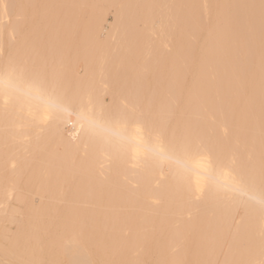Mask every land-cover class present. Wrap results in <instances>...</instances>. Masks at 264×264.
<instances>
[{
    "label": "bare ground",
    "instance_id": "bare-ground-1",
    "mask_svg": "<svg viewBox=\"0 0 264 264\" xmlns=\"http://www.w3.org/2000/svg\"><path fill=\"white\" fill-rule=\"evenodd\" d=\"M19 1H21V0H19ZM47 1L48 0H46V3H47ZM69 1H73L74 2L75 0H69ZM69 1H67V0H50L46 4L45 3V0L44 1L43 0H25V2H26V3L24 2L25 5L20 2L21 5H24L25 6V7L22 6V8L24 7V9H21L22 11H24L20 15V16H22L20 18L22 20H21V22H18L16 20H14V22L12 24L16 23V25H17L18 23L19 24L22 23V25L20 27H23V24H24V26H27V29H28V26L30 28V25L32 24V21H33L32 26L34 25V27H31V28H35V30L38 31L36 28H38L39 30H42V28H46V27L48 28L50 26L49 23L52 22L53 25H54V23H56V22H53V21H48V20H51L52 19V16H53L52 14H54L56 16V20L55 19L54 20L57 21L59 19L57 21V24L58 25L59 24L61 25L63 23L61 26L59 25V28H61L65 23H66L64 25L65 27H68L71 24V26L73 28H76L75 26L72 25V23H75L76 26L78 25V27L79 26H82L84 28H87L88 26H90L89 25V23H90V24H92V27H93V25H95V23L93 24L91 22V20L88 22L89 19H86V18L92 17L94 15V13L91 11V13H93V15L92 16H88V15H91V14H89L90 13V9H91L90 7H93L95 9V12H96L95 15L98 13V11H96L97 4L94 7V4H95V3H93L94 0H77V1H75V3H73V5H71L72 2L70 3ZM95 1L97 3V0H95ZM99 1L100 2L102 1L101 3H103V0H98V2ZM110 1L105 0L104 2L105 3L106 2H110V3H108L109 5L110 4H114V7H112L111 5H110L111 7L110 6H106V10L110 7L108 10L110 11V9H111V11L113 12L112 13L113 15L111 14V16H115V20L117 19L116 22H115L114 18H112V21L114 20L113 22L115 23V26L117 25L116 29H115V27H111L112 26V23H111L112 21L108 22L105 18H103L104 16L102 18H99L100 17L99 16V17H96V19H94L93 18V17H95V15H94L92 17L93 18V22L95 20L96 23L99 24V25L97 24V26L98 27L100 26V28L96 27V31H95V29H92V30L95 31V32H97V31L100 30L101 33H103L104 31H107L108 30L109 33L107 32V36L109 37L111 35L110 32H115L112 28H114L115 30H117V28H119L118 29L119 32L120 31L124 32L125 30L120 26V25L124 24V26H127L126 30L128 29L125 32H130V30L132 29L131 26L133 25L132 23L135 24L133 26H136L139 23L138 21H142V19H143L144 21H142V23H144L145 20H146V18H147L149 20V22H148V20H146V22L144 23V26H141L142 23L140 22L141 23L140 26H141V29H143V30H144V27H145V30L147 32L146 35L150 32L151 33L150 36H148L149 35L148 34L147 37H146L145 32L144 33H142V32L140 33V32L134 31V33H133V29H132V31H131L133 33L132 35L131 34H128V35H125L124 34L125 36L122 35V37H121V35H119L121 32L119 33L118 30H117L116 32L119 33L118 35L120 37L117 34H113V37L114 36H116V37L118 36L119 38L117 37L118 40H116V41H119V39H122V42H123V40L125 42L126 38L130 36L129 38H127V40H129V42H130V40L134 38L133 39L134 41L132 43L134 45H135L134 42L136 41L135 38L138 39V36L141 38V40L144 39V40H142L143 42H139L140 41L139 40L138 43L139 44H142L141 47L143 45H145L144 46L145 48L142 47L143 48L142 57L144 58L145 55L148 54L147 56L150 57L149 59H147V61L149 62V64L151 63V61H152V63H155L156 62L155 60H158V61H159V59L161 60L162 57H165V56L160 57L161 56V53L162 52H165L166 59L163 58V60L161 61L162 63H160V61H159V64L160 65L158 64L159 65L158 68H157V66L156 67H153L155 73L152 72L153 69L150 70L151 74L152 75L154 74V76L157 75V73L159 74V75H157V77L155 76L156 78L150 74L157 81H159V80L163 81L166 78V76H167L168 78H166V79H168L167 80V82H168L167 85L168 86L166 85V87H171L172 88V89L171 88H168V90H170V92H169V94L167 96L160 94L161 98L163 96H165L163 98H166L167 97L166 98L167 100H165L163 98H162L163 100H161V98H159L160 96L157 97V95H159V93L164 92V91H162L164 89H162L161 92H158L160 90L157 91L155 89V87H153V85H152V88H154L155 91H156V93L152 94V96H154V95L156 96V97H153L154 100L156 99L155 100L156 102L159 100L157 102L158 104H160V107L158 106L159 109H162L161 106H164V108L162 110H163V117H164L165 121L169 124L170 128L172 130H174L178 135H180V134H186V133L187 134H191V135L199 138L203 142H205L209 147H214V148H227V149H231L232 151H234L236 153V155H237V158L242 163V165H244L245 168H247V169H249L251 171L252 176L254 178V181H255V183L257 185V188H258L259 187V184H260V180H261V168H262V166H264V0H110ZM113 1H114V3H113ZM15 2L16 1H14V4H15ZM22 2H23V0H22ZM40 4H42V5L40 6ZM143 6H145V7H143ZM80 8H82V9H80ZM104 8H105V6H102L101 7V11H103ZM97 9L100 10V8H97ZM139 9H141V10L144 9L146 11V13H145L144 10H142V14H141V10L139 11ZM46 10H48V12L50 14L48 12H46ZM79 10L80 11L82 10V13H84V11L87 12L86 13L87 17H86V15H84L86 17L85 18L83 16V14ZM135 10H138V12L135 11ZM41 11H45L47 13V15H50L51 16L50 19L47 18L49 16L43 17L46 20V21L45 20L44 21L45 22H48V23H46L47 26H45V23L43 22L42 19H41L42 20L41 21L37 17H33V16H36V13H38L37 15H40L39 12H41ZM50 11L52 12V14H51ZM127 11L128 12L129 11L132 12V14L130 12L129 13H126ZM133 11H135V12H133ZM147 11L149 13H151V14H148L149 16L147 15ZM157 11H158V13H157ZM171 11H172V14H173L171 16V18L173 20H171L170 17L168 16ZM13 12H15V11H13ZM45 12H44V15L46 14ZM71 12H75V13L77 12L78 15L81 13V16L82 17L79 15L81 19L78 17V15L76 17L74 15H72L73 18H71L72 16L71 17L69 16V18L72 19V20L70 19L71 21L69 23V21H68L69 18L67 19V17H68V15ZM122 13H126L125 14V18L126 19L123 16H121V15H123ZM153 13L160 14L158 16L159 18H156L157 16H155V14H153ZM164 13H169V14H166V16H167L166 17L164 15ZM100 14H103V12H101ZM105 14H106V12L103 15H105ZM117 14H119V15H117ZM145 14H146V16H143ZM127 15H129V16L127 17ZM131 15H133L134 17L132 16L133 17L132 18ZM137 15L139 17H141V16L142 17L139 19V17ZM153 15L155 16V19H159L157 22L155 21V19L153 21H151L154 18ZM163 15H164V18L166 17V19L163 18ZM41 16H43V14H41ZM55 16H53V17L55 18ZM58 16H62L63 18L61 17L62 18L61 19ZM65 16H66V18H65ZM160 16H161V20L162 21L164 20L163 21V24H160V23H162V21L160 20ZM168 17H169L170 20L168 19ZM13 18H14V16H13ZM33 18L34 19L36 18V19L33 20ZM77 18H79L80 20H82L83 18H85L87 20V22H85L86 24L83 25L82 22L79 23V19H77ZM97 18H99V19H97ZM120 18H121V20L124 19V22L123 21L120 22L121 21V20H119ZM64 19H67L68 22L64 21ZM74 19H76V20H74ZM37 20L38 21L40 20V21L38 22ZM118 20H119V23H121V24H118ZM125 20H126L127 24H126ZM131 20H132V23H129V21L131 22ZM135 20L137 22H135ZM59 21H61V22L59 23ZM150 21H151V23H150ZM37 23H41V24L38 25ZM67 23L69 24L68 26H67ZM149 23L152 25V27H149L150 29L147 28V25ZM155 23H156V25H158V27H159V24H160V26L162 25L161 26V29H160L161 31H159V34L161 33L162 38H161V36L160 37L157 36V39H156V37L153 38L154 32L155 31H158L157 30L158 27L155 28L156 27V25H154ZM164 23H165L166 28L164 26ZM12 24H11V26H12ZM35 24H37V25H35ZM48 24H49V26H48ZM129 24H132V25L130 26ZM18 25H17V27H15L14 25L12 27L13 29H16V34L18 33L17 32V28L19 27ZM35 26H37V27H35ZM42 26H44V27H42ZM24 28H26V27H24ZM50 28H52V25H51ZM88 28H90V27H88ZM13 29H12V31H13ZM78 29L79 28H77V30ZM110 29L113 30V31H111ZM18 30H19V28H18ZM46 30L48 31V29H46ZM68 30H70V29H68ZM58 31H59V29H58ZM73 31H75V29ZM162 31L165 32L163 34V35L166 34L165 36L162 35V33H163ZM26 32H28V31L26 30ZM43 32H44V30L42 31V34H43ZM52 32L54 33L55 31L53 30ZM80 32L81 31L75 32L74 34L79 33L80 36H79V34H78V36L79 37H82L81 35H84L85 33L84 34H81L83 31L81 33ZM31 33H32V31H31ZM34 33H32V35ZM47 33L50 34V32H47ZM59 33H61V32H59ZM137 33H140V35L136 36L135 34H137ZM28 34H30V33L28 32ZM36 34H37V32H36ZM36 34H34V35H36ZM89 34L91 36H93V34H91V33H89ZM40 35H39V37H40ZM57 35H59V34H57ZM61 35H63V34H61ZM52 36L53 35H51V37ZM67 36H68V34H67ZM67 36H65V38ZM85 36H86V34H85ZM105 36H106V32H105ZM24 37L26 38V36H24ZM33 37H36V36H33ZM33 37L31 39H34ZM165 37H166V40H165L166 42L164 41ZM28 38L29 37L27 36V41L30 39V38L29 39ZM47 38H48V36H47ZM58 38H60V37H58ZM61 38H63V36H61ZM103 38H106V37L103 36ZM159 38H161V40H158ZM40 39H41V37H40ZM154 39H156V40H154ZM36 40H37V37H36ZM51 40L54 41L52 38H51ZM82 40H81V42H82ZM86 40L87 41H90L89 38H86ZM95 40H96V38L94 39V41ZM145 40L147 41L146 43H150V41L152 43H155L156 42L155 43V47L156 48L158 47L157 48L158 49L157 53L158 52L159 53L161 52L160 54H157V55H159V57L156 56V53H155L156 50L150 44L148 46H147V44H145ZM27 41L26 42L24 41L26 45H27ZM41 41H43V40H41ZM52 41H51V44H52V47H53V42ZM71 41H72V39H71ZM94 41H93V43H94ZM102 41H103L102 44H104L105 41H107V39L105 41L104 40H102ZM120 41L118 42V44L120 43ZM63 42H62V44H63ZM83 42L85 43V41H83ZM163 42L165 43V45L163 44ZM17 43L18 42H16V44ZM56 43H58V41ZM93 43H91V44L97 47V45H95ZM136 43H137V41H136ZM22 44H23V42H22ZM28 44H30V43H28ZM35 44H36V46H35ZM35 44H34V46L38 49L39 46L37 47V45L39 44V41H38V44L37 43H35ZM49 44L50 43H48V45ZM108 44L109 45H112L111 42L108 43ZM137 44H136V46H137ZM42 45L44 46V44H42ZM60 45L61 44H59L58 46H60ZM63 45H65V43ZM85 45H87V42L85 43ZM85 45H84V48H85ZM129 45L130 44L127 45L128 48H129ZM16 46L17 45H15L14 47H16ZM32 46H30L28 49L32 48ZM55 46H56V44H55ZM58 46H56V47H58ZM113 46L115 47L116 45L114 44ZM121 46H122V44H121ZM150 46H151V48H153L154 53L152 52L153 50L150 48V51L151 52H150V55H149V53H148L149 49L148 48ZM160 46H162L163 48L160 47ZM14 47H13V49H14ZM19 47H20V45L17 48V51L18 52H20L23 49V48H20L19 49ZM96 47H94V48L96 49ZM110 47L111 46H109L108 49H112ZM24 48H26V47H24ZM69 48L71 49V47H69ZM97 48H99V47H97ZM37 49L35 51H37ZM40 49H38V52H39ZM44 49H45V47H44ZM46 49H48V48H46ZM68 49L67 50L65 49V50L68 51ZM72 49H73V47H72ZM134 49H137V48H134ZM145 49H147L148 51H145L144 52ZM161 49H162V51H161ZM57 50H58V48H57ZM126 50H129V49H126ZM132 50H133V48H132ZM24 51H25V49H24ZM40 51L42 53V50H40ZM49 51H51V49H49ZM73 51H74V49H73ZM85 51H83V53ZM99 51H101L100 52V57L102 55V58H103V56L106 55V54L103 55V53L105 51H103L100 48H99ZM99 51H97V53L96 52L95 53L96 54H99L98 53ZM116 51H117V49L115 51H113L114 52L113 55L116 54ZM118 51H120V49ZM7 52H8V50H7ZM15 52H16V49H15ZM31 52H32V50H31ZM43 52H44V50H43ZM53 52H54V49H53ZM59 52H60V50H59ZM61 52H63V51H61ZM77 52H76V49H75V52L74 53H77ZM128 52H129L128 54H130V52H132V51H128ZM133 52H134V50H133ZM14 53H11V55L12 54L15 55ZM47 53L48 52H45V54H47ZM51 53L49 52V54H51ZM72 53L73 52H71V54H70L71 56H72ZM87 53H86V56H87ZM110 53H112V50L110 51ZM119 53H121V52H119ZM138 53L139 54H137V52H136V54H137L136 56H139L140 55V52H138ZM7 54H6V56H7ZM23 54H25V52ZM32 54H34V51L32 52ZM45 54H43V55H45ZM49 54H47V55H49ZM54 54L56 55V52H54ZM54 54H53V56H54ZM96 54H95V56H96ZM126 54H127V52H126ZM17 55H18V53L15 56H17ZM28 55H30V53ZM36 55H38V54H36ZM61 55H63V54H61ZM65 55H67V53ZM117 55H119V54H116L115 57ZM122 55L123 54L121 53V55H119L118 58L120 56H122ZM22 56L24 57V55H22ZM51 56H52V54H51ZM80 56H81V54H80ZM80 56H79V58H80ZM95 56L94 55L92 56L93 57L92 60H95V58H94ZM126 56H124V58H128V59L130 58L129 55H128V57H126ZM147 56L145 58H147ZM152 56H153V58L151 59ZM38 57L40 58V57H42V55L40 56V54H39ZM38 57H37V59H38ZM97 57H99V56L97 55ZM154 57L156 58L155 60H154ZM26 58H27V56H26ZM58 58H62V57L58 56L55 59L58 60ZM74 58H75V56H74ZM79 58L77 57L76 59L78 60ZM24 59H25V57H24ZM31 59H32V56H31ZM44 59L46 60V57ZM50 59H51V57H50ZM63 59H64V55H63ZM128 59H126V60H128ZM135 59L137 60L136 57H135ZM26 60H28V59H26ZM65 60H67V59L65 58ZM96 60H98L99 64H100V61L102 62V60H100L99 58H97ZM96 60H95V62H96ZM103 60H104L103 62H105V60H106L105 57H104ZM126 60H125V62H121L123 60H119V62L125 64V63H127ZM149 60H151V61H149ZM164 60H165L166 63H164ZM29 61H31V60H29ZM67 61L70 63V66H72L71 65L72 62L69 61V58H68ZM87 61L89 62L90 59L87 60ZM55 62L57 63L56 60H55ZM66 62H63V64L65 63V66L68 64V63L66 64ZM95 62H94V64H95ZM98 62L96 63V66H94V67H97L98 66L97 65ZM157 62L155 64H157ZM40 63H42V61ZM58 63H59V61H58ZM50 64L53 66V64L49 62V66H50ZM74 64H73V66L75 67L76 64L75 65ZM107 64L111 65L109 62H107ZM128 64H129V62H128ZM133 64H134V62H133ZM133 64L130 63V65H133ZM149 64H148V66L153 65V64H151V65H149ZM60 65L62 66V63ZM103 65L101 64L100 66H103ZM109 65H107L108 67L107 66L104 67V69L105 68L106 69L107 68L109 69L111 67L112 68L111 73H114V69H113L114 67L113 66H109ZM165 65H167V67ZM73 66H72V69H73ZM85 66H87V65H85ZM100 66H98V67H100ZM161 66L162 67L164 66L163 67L164 69H161L162 68ZM128 67H129V65H128ZM54 68H55V66H54ZM57 68L59 70L60 67L57 66ZM68 68H70V67L68 66ZM68 68H67V70H68ZM82 68H83L82 70H84V67H82ZM88 68H89V66H88ZM97 68L93 69L96 72L93 75L95 77L97 76L98 81L99 80L102 81L103 78L104 79H103L102 82L106 81L105 79H108V78H106L105 76H102V74L100 75V77L102 79L98 77L97 72H99V74H100L101 73L100 71H102V70H96ZM141 68H142V66H141ZM143 68H144V66H143ZM146 68H147V66L145 67V69ZM50 69L52 70L51 67H50ZM63 69H65V68H63ZM147 69H149V68H147ZM159 69L161 71H157ZM58 70H56V72ZM116 70H117V68H116ZM162 70H164V72ZM103 71H105V70H103ZM109 71H110V69H109ZM117 71H119V70H117ZM122 71L123 70L120 71L121 72L120 75L123 74ZM69 72H70V70H69ZM91 72H93V71L90 70L88 72V74L91 73ZM161 72H162V74H161ZM57 73H59V71ZM60 73H63V72H60ZM71 73L73 74L72 71H71ZM79 73H75V74H78L77 77L78 76H81V74L79 75ZM66 74L67 75L69 74L68 71H67ZM75 74H73V77L76 76ZM85 74H87V73H85ZM88 74H87V76H88L87 78L91 80L92 77H94V76L93 75L91 76V74H89V75ZM103 74H104V72H103ZM139 74L137 75V73H136L137 76H140ZM143 74L145 75L146 73L143 72ZM160 74H161V76H160ZM163 74H164V76L165 75L166 76L163 77L162 76ZM83 75H82V77H83ZM123 75H125V74H123ZM133 75H135V70L133 71ZM89 76H91V77H89ZM106 76H107V74H106ZM126 76L127 77L130 76V78H131V75H129V76L126 75ZM126 76H123V77H126ZM158 76H159V79H157ZM60 77H61V74H60ZM68 77L66 78L65 75H64V78L62 77L63 80L65 79V81H64L65 83H66V81H68L70 79V78L68 79ZM82 77H81V79H82ZM114 77H112L113 81H115L114 80ZM142 77H139V78H142V79L145 78L144 76H142ZM85 78H86V75L84 77V80H85ZM87 78H86V81L88 82ZM115 78L117 79V77H115ZM154 78H153V80H154ZM75 80H76V77H75ZM122 80H124V79L122 78ZM131 80H132V78H131ZM73 81L74 80H72V82ZM96 81L94 82L95 84H96ZM118 81L120 82V84L122 83L121 80H118ZM132 81H134V84H135L136 88L138 90H140V92H139V94L134 95L133 92L136 93V90L135 89H134L135 91L134 90L133 91L131 90L132 94L130 93V90L129 89L126 90V91H128L127 92L128 93L127 99H130L131 96L134 95L133 98L138 97V98H140L139 101H141V98H142V95H143L141 93V92H143L141 89H143V86L140 89V88H138V87H140L139 84H138V82H136L135 80H132ZM132 81H131V84H133ZM89 82H91V81H89ZM129 82H130V80H129ZM145 82H146V79H145ZM81 83H83V81ZM72 84L74 85V83H72ZM90 84L91 83H89V86H87V87H91ZM98 84H99V82H98ZM105 84L108 85L109 83H105ZM162 84H164V82ZM67 85H69V84L67 83ZM107 85L105 87H107ZM118 85H119V83H118ZM137 85H138V87H137ZM93 87H95V89H96L97 86L93 85ZM166 87H164V88L166 89ZM97 88H99V92L102 91V89H100L101 88L100 86L97 87ZM114 88L117 91V89L120 88V87L116 88L115 85H114ZM114 88H113V90H114ZM157 88H159V87L157 86ZM111 89H112V86H111ZM111 89H109V90L111 91ZM96 90H98V89H96ZM151 93H153V92L150 90L149 94H151ZM167 93L168 92H166V94ZM102 94H104V92H102ZM105 94H106V92H105ZM119 94H122L121 96L124 95L123 92H121ZM119 94L116 93V95H118V97L120 98L121 96ZM129 94L131 96H129ZM139 95H141V96L139 97ZM124 96L126 98V95H124ZM152 96L151 95H148L147 97L150 98ZM110 97H112V96H110ZM147 97H145L144 100L142 98L143 101L140 102L141 103L140 105L143 106V107H146V108L147 107H150V109H151L152 104H154L151 101L154 102V100H153V98H152V100L150 98V101L148 102L146 100ZM115 98L116 99H119L117 97H115ZM132 99H130V100H132ZM137 99H133L132 101L139 103V101H136ZM109 100L111 101V99H109ZM164 100L166 101V103L163 102ZM162 103H165V104L162 105ZM148 104L150 106H148ZM158 107L157 106H154V108H152V110L155 111V110L158 109ZM26 136L30 137V139H25ZM38 136H39V139H37ZM81 150H83V144H81ZM0 157H12V158L13 157H15V158L16 157H20V158L22 157V159L25 158V159H23L24 162H26L25 160H27V162H28V161L31 160V158L32 159L35 158V159H38L37 161L40 160L41 161V164L42 163L43 164L45 163L44 165L40 166L41 169L39 168V170L45 169V171H47V168H49L50 165H51L54 174H52L53 172L51 170V174H50V177H48L49 178L48 179V178H45V177H47L48 171H47L46 174L43 172L44 173V176H43V174L41 172V174L39 173V175H36V176L38 177V176L41 175V177L43 176L45 180L43 178L42 179H39L41 177L37 178L36 180L39 179L38 181L40 183H43L45 181V183H44V186L45 187H47L49 183L52 186H54L53 184H56L54 186V188H51L52 186L49 184V187L51 189H53L52 191H53L54 194L52 193V191H50L51 189L49 187H48V189L46 188V191H45V189H44L45 187L43 185H41V184L35 186V188H37L38 186H40L42 189L41 188H39V189L42 190V191L38 190V188H37V191H39V194H40L41 197L45 193L44 194L45 195L44 196L45 198H47L46 197V192H47V190H49L50 193H49V191L47 193L49 195L51 194L50 196H53V198H52V197H50L48 195L49 198L50 199L52 198L53 200L55 199L54 200L55 204H53L54 206L51 204V207L49 209H47L46 207H48L49 205H45L46 207H42L44 205L40 204V207H38V209H37V205L38 204L37 205L35 204L36 206H34L35 208H33L34 209V212H33V209L31 210V208H30V211H27L26 213L25 212L22 213L20 211H17L18 209L14 208L16 211L15 210L14 211L13 210H7V211H9L8 214H7V212L5 213V211H4L6 209H2L1 208L0 209L1 212L4 211V213H3V217L2 218L0 217V219H3L4 218V220H7V221L27 220V221H31L32 223H33V221H34V223L35 222L36 223L37 222H41L39 224L40 228H42V229H40L41 230L40 232L45 231L46 229L47 230H54V231H57V229H58V227H56L55 228L56 230H55L54 229V226L52 227V229H50V228L48 229V227L47 228L45 227L46 228L45 229L44 227L41 226V225H44L45 224V221H46L47 224H49L53 220L54 223H51V224H56V225H58V224L55 221H58V222L61 221L63 223V225H62L61 222H60L59 225H62L65 228H67L65 225H69L71 222H74V224H76V226L74 224H70V226H68V228H67L69 230H65V233L67 231H69V233H70V229L71 228H69V227L73 226L72 227L73 229H71L72 230L71 233L73 235L72 234L69 235V239H68V243H67L68 246H66L67 248L70 249V251L67 248L65 249V246H63V249H62V245H61V248L60 247L59 248L55 247L54 251L56 249H58V251L56 250L57 252H59L61 250H62V252H67L68 251L69 254H72L73 255V253H76V252H73L74 250H72L70 247H72V248L74 247L75 248V251H78L77 253H80L81 247H80L79 250H76V248H78L79 246L82 245V244H80L78 242L81 239L80 236L82 234H84V233L86 234L88 231H90V229L93 232V234H95V231H96V235H94V237L95 236H98L100 234L99 235V239H101L102 235H104V234H106V237H109L112 234L111 237H114L115 238L116 235L117 236H119V235L121 236L124 233V235L122 237H124V236L127 237V236L130 235L131 238H132L131 241L133 243H137V240H138V243H139L140 242V239L139 238H146V239L154 238V240H155L154 241V244H155V242H156V239L155 238H158L156 236L158 235V236L162 237L163 236V233H164V235L165 234L166 235L162 239L167 240L168 242L165 243V244H162L161 243L160 244V247H163V248H158L157 247L160 250H158L157 248L156 249L158 251L165 250V252H163V253L165 255L167 254L166 256H168L169 259H170V257H172L171 261L173 260V263L177 262L179 264H181L180 263L181 262V258L180 259H177L178 261H176L174 259H176V257L179 255V253L181 255L183 253V251L187 250L186 248L189 246V244H187V245L185 244L184 245V242H182V241H184V238L189 239L190 237H192V238H196L197 237V238H202V239L205 238L207 240L208 235H209V231L207 230L208 228L210 229V231H213L214 228L216 230V227H217L218 228L217 230L219 232L218 233L217 230L214 231L215 233L213 232L214 234L212 232H210V235H209L210 241L211 240L214 241V239H212V238L218 237L219 234L221 235V232L223 234L224 230H225L224 235H221V236H222V239H223V236L225 238H228L226 244L228 243L229 240L230 241L231 240L232 241L234 240L233 242L238 241V240L235 239V237L239 239V236H240V238H244V240H247V239H245V235H244V233L247 234V232H244V231H248V235L249 236L251 235L250 237H252V238H253V235L255 234L254 235V238L255 239L253 238V240H252V241H255V243L253 242L254 243L253 245H255L257 247L258 244H259L258 242H260V244H263L261 246L262 247L264 246V243H263L264 240H262V238H260L263 241L262 242L258 238V237L262 236L261 234L264 233V226H262L264 224V222L261 225V223L259 221L260 218H263L262 221H264V213H262V212L261 213H259V212L256 213L255 212V210L257 211L258 208L262 207V204H261V201H260L259 197H257L256 199H249L248 197H245L244 199L247 201V203L246 204H243V205H238V204H235V203H231V204L218 203V202H216L212 198L211 195H207L204 198H202L200 200H197V199H195L194 196H192L191 194H189L176 180H174V179H172L171 177H168V176L161 177V175H160V173L158 171H152V170L146 168L143 165L140 166V167H137V168H133L131 165L122 166V165L113 164L112 167L109 169L108 166H107V162H106L105 158L103 156H100V155H97L95 157V159H93L89 164H85V163H83L73 153V151L70 148H68L61 141L60 137L58 136V134L55 132L54 129H49V130H47L45 132H39L38 133L36 129L30 128L26 124L25 121L19 119L14 114H7L6 115L4 113H0ZM15 161L16 162L19 161L18 158ZM2 162L3 161H1L0 164ZM47 163L49 164V167L48 166H45V165H47ZM23 164L25 165V163H23ZM34 164H35V162L33 163V165ZM26 165H28V164L26 163ZM26 165L24 166L25 168L27 167ZM33 165L31 166V170L33 168ZM102 165H103V167H102ZM17 166H18V164H17ZM13 167L15 169L16 168L18 169V167H15V166H13ZM8 168H10V167H8ZM25 168H23V169H25ZM29 168H30V166H29ZM12 169L13 168L7 169L8 170V173H10L9 171H11ZM0 170H1V168H0ZM16 170H13V171H16ZM18 171L14 172L15 173L14 175L15 176L17 175V176L20 177V175H19L20 173L17 174ZM37 171H38V169H37ZM0 174H1V171H0ZM36 174H38V173H36ZM21 175H22V173H21ZM51 175H54V176H51ZM8 177H11L10 174L8 175ZM53 177H54V179L55 178L57 179V180L55 179L56 181H54V183H52V181L51 182L49 181V180H51L50 178L53 179ZM16 178L17 177H14L13 179H16ZM46 179L48 180V182H47L48 184L46 183V181H47ZM5 180L6 179H4V182H6ZM8 180L11 181L10 179H8ZM8 180H7V182H9ZM41 180L42 181L44 180V181L41 182ZM16 181L17 180H15V182ZM63 183L65 184L66 188H65V186H64ZM73 183L78 185V186L76 185L78 187V189H77V187L76 188H73V187H75V185ZM9 184L10 183H8V185ZM13 184H15V183L13 182ZM61 184H63L64 187H62ZM70 184H72L73 185V186L71 185L72 188L75 189V190H73L74 193L72 191L71 186H68ZM14 187L16 188V186H14ZM11 188H13V187H11ZM64 189H68V190L70 189L69 192H67L68 190H65L66 191V194H67V195L65 194V196L62 193ZM2 191H4V190H2ZM22 191H24V190H22ZM40 192H44V193L41 194ZM17 194H15V196L17 195L19 197V194L20 193L18 192ZM23 195H25V194H23ZM23 195L21 194V196H20L21 201H22ZM35 195H38V193L36 194V192H35ZM54 195H55V197H54ZM40 196L39 197L37 196L38 200H40V198H41ZM65 197H66V199H64ZM1 198H2V196H1ZM14 198H15V200H17L16 197H14ZM50 199L47 198V199L44 200V198H43L44 201H46V200L47 201H50ZM43 200L41 199L39 201V203L44 202ZM64 200L67 201V202L68 201H72L75 204L72 205L73 203L71 202L72 204L71 203H69V204H71L72 206L71 205H69V206H66V205L65 206H61V207H65V209L64 208H60L59 206H56V202L58 203V201L60 202V201H64ZM17 201H20V200H17ZM93 201L94 202L95 201L96 202L97 201H104V203L109 202L110 204L109 203H107V204H99V202H97L98 204H92ZM50 202L51 203H54L52 200ZM90 202H92V203H90ZM0 203H1V200H0ZM198 205H201V206H198ZM1 206H2V204L0 205V207ZM217 206H218V209L216 211V209H214V208H216ZM219 206H220V208L222 207V210L221 211H223V208H224V210H226V211H223L224 214H223V212L220 213L218 211L220 209ZM223 206H225V207H223ZM228 206H234V207L235 206L236 207L238 206V209H239L240 206H242V207H240L242 209L241 216H239L238 214H236V216L237 215L239 216V219H238V216H237L238 224L239 223L241 224V221H242V224L244 225V227H241L242 224L241 225L239 224L240 232H239L238 225H236L237 231L235 229L236 227H234V224H235L234 222L237 219L235 220L236 217H233L232 215H234L233 212L236 211V210H235V208L233 209L232 207H228ZM2 207H6V206H2ZM198 207H202L203 208V211H202V208L199 209ZM208 207H210V208H208ZM212 207H213V209H212ZM226 207H228V208H230V209H232L234 211L232 212V210H231V212H229V210ZM243 207L244 208L245 207L246 208L249 207L247 209L248 210L251 209L249 212H251L252 215H254V214L255 215L256 214L257 215H260L259 216L260 218L258 217V219H255L256 221H258L257 223H255L256 221L254 220L255 221L254 222L253 219L250 220L249 215L247 216V214L249 212L247 210L244 211V208ZM9 208H11V206ZM204 208H207L208 210H211V211L213 210L212 212H219V214H217V215L215 214L218 217V220L221 219L219 215L222 214L223 216H222L221 221H222L223 224H226V227H223V226L221 227V225H220V222L221 221H219V222L217 221V223H216L215 222L216 221L215 219H217V217L214 216L212 214V212L206 211V209H204ZM194 209H197L198 211L197 210H194ZM238 209H237V211H238ZM204 210L206 212H204ZM199 211L201 212L202 218L205 216L204 219L201 218ZM237 211H236V213H237ZM193 212L194 213L196 212L197 214H194ZM203 212L205 213L204 216H203V214H204ZM225 212H227V213H225ZM228 212L231 215L230 217H229V215H226V214H228ZM245 212H248V213L244 214ZM190 214H191V217L192 218L182 217V216H188V215L190 217ZM192 214H193L194 217L192 216ZM206 214L212 215V216H208ZM224 215H226L228 218L225 216V219H223ZM242 215H243V217L246 215L245 217L246 218L248 217V219H246V220H249V222L250 221L253 222V223L250 222V224L252 225V228L249 227L250 224H248V221L245 222V219H244L245 217L243 218ZM157 216H160L159 218H163L164 217L167 220L166 221L164 218L162 219L163 221H161V219L159 220V222L161 221L163 225H164L165 222L166 223H170L169 225H167L165 223V226L168 227L169 230H170V231H168L169 233L168 232L165 233L166 231L164 232V229L161 227V224H160L161 222L159 223L160 225H158V226H160V227H158V228L155 227V225H153L154 222H158V218H155L154 219V217H157ZM161 216H163V217H161ZM168 216H175L177 218L175 219V217H174V219L171 220V222L173 221V223H171L170 220H168ZM195 216L196 217L199 216L200 219L195 218ZM207 216H208V218H207ZM240 217L242 218L241 220H240ZM193 218H195V219H193ZM209 218L214 219L215 220V221L213 220L214 223L211 222V220L209 221L208 220ZM48 219H49V221H48ZM132 219H134L133 221L134 222L136 221L138 224H136V222L134 224V222L131 221ZM151 219H153V220H151ZM180 219H183V221L180 220ZM185 219H188V220H185ZM189 219L192 220V222H191L192 224L189 222L190 221ZM116 220H118V221L116 222ZM119 220H122V222L119 221ZM126 220L129 223H127ZM149 220H151V221L149 222ZM164 220H165V222H164ZM184 220H185L186 227L183 226L184 233H182L183 231H182V229H180L181 225L180 224L178 225V221H182V223H183ZM193 220L194 221L196 220V222H194ZM198 220H202V221L204 220L203 222H204V224L206 223V226L204 224H202L203 226L200 224V226H202L203 228L197 226L196 224L198 223ZM223 220L224 221L227 220V222L225 223V222H223ZM229 220H234V221H232L234 223L233 224V227L231 226L230 223H228V222H231ZM64 221L65 222L66 221H69L68 222L69 224L68 223L65 224ZM104 221L107 222L106 223V225H107L106 228H105ZM114 221H115V223H113ZM152 221H153V224H152ZM202 221H199V223H203ZM208 221H209V224L211 223L213 225H216V224L219 223L220 226L218 225L219 226L218 227L216 225V227H215V226H212L210 224L211 225V228H210V225H208ZM108 222H111V224L108 223ZM118 222L120 224H118ZM130 222L132 224H134L135 226L133 225L134 226L133 227L132 225H130L131 224ZM140 222H141V225L143 224L144 227L141 226V225H139ZM142 222L147 223V226H148L147 229L150 230V233L146 229V225H144L145 223H142ZM79 223L84 228H79L80 227V224ZM85 223H87L86 225L88 226V228H87L86 225H84ZM89 223H91V224H89ZM95 223H96V225L99 223L98 226L101 227V230L99 229V227L94 226ZM176 223H177V225H176ZM188 223H189V226H191V227H188V230H187ZM244 223H247L248 226H247V224H244ZM117 224H118V228H117ZM123 224H125V225L121 228L120 225H123ZM227 224H230L229 227H228ZM91 225L94 227V229L91 228L92 227ZM102 225H103V227H102ZM112 225H114L115 227L112 226ZM173 225H175V226H173ZM192 225L194 227L196 226L193 229L194 232H192V234H194L196 237L192 236V234L189 233V232H191L190 230H192V227H193ZM35 226H36V224H35ZM62 226H59V227L60 228H63ZM74 226L77 227V228H79L78 230H80V232L79 231L76 232L77 229H75ZM153 226H154V228H153ZM207 226H209V227H207ZM260 226H262V227H260ZM37 227H38V224H37ZM108 227L110 229H108ZM119 227L122 229V230H120V231H122V233H120ZM131 227H133V229L132 230H129L130 231L129 232L130 234L129 233L127 234V230L130 229ZM140 227H142V228H140ZM175 227H176V230L179 227L177 231L175 230ZM246 227H247V230H244V228H246ZM95 228H98V230H100V232L97 231V230H95ZM103 228L106 229V232L108 233V235H107L106 232L104 233ZM111 228H113V229H111ZM115 228L119 232L115 231L116 230ZM152 228H153V231L154 232L151 233V229ZM160 228H162L160 230V232H162V231L163 232L160 233V235H159V234H157V232H158L157 230L160 229ZM197 228H199V229L197 230ZM200 228H202V229L200 230ZM219 228H220V230H219ZM222 228H223V231H222ZM229 228L231 230H232V228L235 229L236 232L234 231V233H235L234 236L233 235L231 236V234H232L231 233L232 231H231L230 232L231 234H229V236L226 237V235H228L226 232L227 231H230ZM248 228H251L252 230L250 231V229H248ZM81 229L83 230V233H82V230ZM84 229H86L87 231H85ZM124 229H125V231L123 232ZM142 229H144V230H142ZM107 230L108 231L110 230V231L108 232ZM145 230H147L148 233ZM166 230H168V229L166 228ZM185 230H186V232H185ZM195 230L197 231V233H196ZM202 230L204 232L205 231H208V234H205L207 237H205L204 232ZM259 230L261 231V233H260ZM58 231H59V229H58ZM91 231L89 233L92 234ZM101 231H103V232H101ZM252 231L254 232L253 235H252ZM110 232H112V233L110 234ZM155 232H156V234H155ZM242 232H243V234H241ZM69 233H67V234H69ZM89 233H87V235H89ZM185 233L186 234L189 233V237H187L188 234H187V236H185L186 235ZM201 233H202V235H201ZM217 233H218V235H217ZM236 233H238V234H236ZM74 234H75V236H77V238L73 237ZM93 234H92V238H93ZM161 234H162V236H161ZM190 234H191V236H190ZM71 235H72V237H70ZM200 235H201V237H200ZM221 236H219V237H221ZM255 236H257V240H256V237ZM111 237L109 239H111ZM262 237H264V235ZM74 238H75L76 242L72 246L70 243H72V241H73ZM246 238H248V236H246ZM252 238H249V239L251 240ZM109 239H108V242H109ZM120 239H121V237L118 240H120ZM133 239H137L136 242H135V240L133 241ZM217 240H218V238H217ZM219 240H220V238H219ZM131 241L129 242L130 243L129 244L130 246L127 244L128 247H129L128 249H130V247L133 245V243ZM200 241H201V239H200ZM123 242H124V240H123ZM162 242H164V241H162ZM206 242H208V241H206ZM222 242L223 241H221V244L220 245H222ZM110 243H109V245H110ZM126 243H128V242H126ZM131 243H132V245H131ZM157 243H158V241H157ZM179 243H182V244H179ZM209 243L212 244L213 242L211 241ZM216 243H215V245H216ZM219 243H220V241H219ZM246 243H247V241H246ZM231 244L233 246V243H231ZM243 244H245V242ZM260 244H259V246H260ZM120 245H121V243H120ZM111 246L113 247V244ZM135 246L136 245L134 244L133 245L134 248L132 247V249H134L132 251L137 252V253L134 254L135 256L136 255L138 256V254H146L147 255L148 252H149V248H151L150 247L151 245L142 246V242L139 243L136 247ZM157 246H159V244ZM185 246H186V248H185ZM238 246L235 245V246H233V248L238 247ZM42 247H43V245H42ZM119 247L120 246H118L117 248H119ZM205 247H206V245H205ZM216 247H217V249L220 248L217 245L215 246V248ZM227 247H225V249H229L230 248V247H228V248ZM39 248H41V247L39 246ZM39 248H38V250H39ZM123 248H125V247H123ZM153 248H155L154 245H153ZM153 248H152V252H154V250L157 251L156 249L153 250ZM210 248H211V245H210ZM210 248H209L208 251H210ZM241 248H243L242 245H241ZM50 249H48V251H50ZM206 249H207V247H206ZM257 249H259V248H257ZM262 250L263 249H261V251L260 250L259 251L263 253ZM54 251L52 249L50 252H54ZM83 251L84 250H82L81 254L84 253ZM111 251H112V249H111ZM129 251H131V249ZM219 251L220 250L216 251V253H214L215 252L214 251L212 254H216L217 255V254H219L218 253ZM227 251H229V250H226V252H225L226 254H227ZM235 251L234 252L232 251L234 253L233 254L234 255L233 256L234 258H235V255H237L235 253ZM244 251H246V250H244ZM244 251H243V253H244ZM256 251H254V252L256 253ZM38 252H41V250H39ZM43 252H44V250H43ZM43 252H42V254H43ZM62 252H60V253H62ZM205 252H206V254L208 253L207 250ZM77 253L75 255H77ZM159 253H161V252H159ZM210 253H211V251H210ZM228 253H231V252H228ZM111 254H113V253H111ZM212 254L210 255L211 256L210 257L211 261H210L209 257L206 255L207 256L206 259H209L208 262H211V264H212V261L216 259L214 257V255H212ZM223 254H224V252H223ZM231 254H230V256H232ZM257 254H258V252L256 253V255ZM120 256H121V254H120ZM122 256H124V255H122ZM181 256L183 257L184 254H182ZM224 256L225 255H223V257ZM227 256H228V254H227ZM230 256H228L227 258H230ZM239 256H240V254H238V257ZM248 256H251V255H248ZM212 257H214V259H212ZM223 257H221V258L223 259ZM238 257H237V259H238ZM244 257H245V255H244ZM105 258H107V257L105 256ZM109 258H111V257H109ZM225 258L226 257H224V259ZM234 258H232V260ZM241 258H243V257H241ZM250 258L253 259L255 257H250ZM250 258H248V259H250ZM257 258H259L258 260H261L263 257L261 256V259H260V257H257ZM82 259L83 258H80V260L77 259V261L80 263ZM148 259H146V260H148ZM169 259H167V260H169ZM120 260H122V259H120ZM179 260H180V262H179ZM204 260H205V258H204ZM227 260H230V259H227ZM244 260H242V261H244ZM258 260H255L254 259L255 262H253V260L250 259V261H252L251 262L252 264H255L256 261H258ZM75 261H73V262L75 263ZM77 261H76L75 264H77ZM171 261L170 262H167L166 264H172ZM238 261H240V260L238 259ZM238 261H236V262H238ZM246 261H248V260H246ZM128 262H129V264H133L134 263L133 261L130 262V260ZM193 262H195V261H193ZM206 262H207V260H206ZM222 262H223L222 260H221V263L219 261L220 264H222ZM236 262L234 261V263H236ZM259 262H262V261H259ZM81 263L82 264H85L84 259L82 260ZM100 263H101V261H100ZM112 263H113V261H112ZM203 263H204V261H203ZM213 263H214V261H213ZM247 263H245V264H247ZM251 263L249 262V264H251ZM106 264H107V262H106ZM114 264H116V263H114ZM140 264H142V262ZM214 264H216V263H214Z\"/></svg>",
    "mask_w": 264,
    "mask_h": 264
},
{
    "label": "rangeland",
    "instance_id": "rangeland-1",
    "mask_svg": "<svg viewBox=\"0 0 264 264\" xmlns=\"http://www.w3.org/2000/svg\"><path fill=\"white\" fill-rule=\"evenodd\" d=\"M14 1H16L15 2V4H14ZM10 0V3L11 4H13V5H15V8H14V10L13 11H15V12H13V16H14V18H13V22H14V20H16V21H18V22H21V20L22 19H20L22 16H20L24 11H22L21 9H24V2H25V0H23V2H22V0L21 1H19V0ZM19 1V2H18ZM44 1V0H43ZM50 0H48L47 1V3L49 2ZM67 1H69V0H67ZM75 1H77V0H75ZM75 1L73 2V1H69L70 3H71V5H73V3H75ZM95 1V0H94ZM93 1V3H95L94 4V7H95V5L97 4V6H96V11H98V15L96 14L95 15V9L93 8V7H90L89 9H90V13L89 14H91V15H88V16H92L93 15V13H94V15H95V17H93L94 19H96V17H99V18H102L103 16V18H105L108 22H110V21H112V18H114V20H115V16H111V14L113 13L112 11H111V9H110V11L108 10L111 6L112 7H114V4H108V3H110L111 1L110 0H107V1H110V2H104L105 0H103V3H101L100 1L98 2V0H97V3H96V1L94 2ZM23 3L24 5H21V3ZM28 2V1H27ZM42 2V1H41ZM40 2V3H41ZM26 3V2H25ZM38 3V2H37ZM44 3V2H43ZM45 3H46V0H45ZM46 3V4H47ZM113 3H114V1H113ZM101 4V5H100ZM42 4H40V6H41ZM21 6V7H20ZM22 6H24L23 8H22ZM39 6V7H40ZM100 6V7H99ZM102 6H105V8H104V10L103 11H101V7ZM106 6H110L107 10H106ZM19 7V8H18ZM143 7H145V6H143ZM38 8V7H37ZM93 8V9H92ZM97 8H100V10H98ZM17 9V10H16ZM19 9V10H18ZM80 9H82V8H80ZM84 9V8H83ZM114 9V8H113ZM94 10V11H93ZM115 10V9H114ZM113 10V11H114ZM141 9H139V11H140ZM142 10H144V9H142ZM142 10H141V14H142ZM17 11V12H16ZM19 11V12H18ZM39 11V10H38ZM80 11V10H79ZM89 11V10H88ZM91 11L93 12V13H91ZM100 11V12H99ZM131 11V10H130ZM129 11V12H130ZM135 11H137L138 12V10H135ZM135 11H133V12H135ZM145 11V10H144ZM44 12L45 11H41V12H39V14L40 15H37L38 13H36V16H33V17H37L38 19H42L43 20V22L45 23V26H47L46 25V23H48V22H45L46 20L43 18V17H47V16H49V17H47V18H51V16L50 15H47V13L46 12H48V10H46V14L44 15ZM51 12V11H50ZM81 13H82V10L80 11ZM79 12V13H80ZM101 12H103V14L106 12V16L105 15H103V14H100ZM111 12V13H110ZM128 11L126 12V13H129ZM49 13V12H48ZM75 12H71L69 15H68V17H67V19L69 18V16L71 17L72 15H74L75 17L78 15V13L76 12L75 14H74ZM81 13L79 14L80 16H81ZM85 13V14H84ZM84 13H82L83 14V16L84 15H86V13L87 12H85L84 11ZM126 13H122L123 15H121V16H123L124 18H125V14ZM131 14H132V12H130ZM145 13H146V11H145ZM157 13H158V11H157ZM155 14V13H153V14H155V16H157L156 18H159L158 16L160 15V14ZM41 14H43V16H41ZM50 14V13H49ZM51 14H52V12H51ZM100 14V15H99ZM135 14V13H134ZM133 14V15H134ZM144 14V13H143ZM148 14H151V13H149L148 11H147V15ZM166 14H169V13H164V15L166 16ZM171 14V15H170ZM170 14L168 15L169 17H170V19L171 20H173L172 18H171V16L173 15L172 14V11L170 12ZM53 16H55L54 14H52ZM78 15V17L80 18V16ZM113 15V14H112ZM117 15H119V14H117ZM116 15V16H117ZM133 15H131V17L133 16ZM136 15V14H135ZM134 15V16H135ZM139 15V14H138ZM137 15V16H138ZM164 15H163V18H164ZM52 16V19L51 20H48V21H53V22H56V23H54V25H53V23L51 24V23H49L50 24V26H49V24H48V28L46 27V28H42V30H39L38 28H36L38 31H36L35 30V28H31V27H34V25L32 26V24H33V21H32V24L30 25V28H29V26H28V29H27V26H24V24H23V27H20L21 25H22V23L21 24H17L19 27V30H18V28H17V34H16V29H13L12 27H13V25L15 26L16 25V23H14V24H12V26H11V24H10V26L8 25V27L6 26L5 27V29L3 30V31H0V62H2V60L5 58V57H7L8 56V54L9 55H11V53H14L15 52V49H16V52L14 53L15 55L18 53V57H20V58H22V59H24V57H25V59H28V60H31L32 62H35V63H38V64H46L47 63V65L49 66V62L50 63H52L53 64V66L50 64V66H49V68L51 67L52 68V70L53 71H55L56 72V70H58V68H57V66L58 67H60L59 68V73H57L59 76H60V74H61V78L63 77L64 78V75H65V77L67 78L68 76V81H66V84L68 83L69 85L68 86H70V87H73V88H75V87H79V86H89V83H91L90 85H91V89H93L98 95H100L102 98H105V100H106V102H111L115 97H117V98H119L118 97V95H116V93L117 94H119V93H121V92H123V94L124 95H126V98L128 97V91H126V90H130V93L132 94V92H131V90L133 91L134 89L136 90V93H134L133 92V94L134 95H136V94H139V92H140V90H138L137 88H136V86H135V84H134V81H132V80H135L136 82H138V84H139V86L140 87H138V85H137V87L138 88H140L141 89V87L143 86V89H141L143 92H141L143 95H142V98H143V100L145 99V97H147L148 95H151L152 96V94H154V93H156V91H155V89L158 91V90H160V91H158V92H161V90L162 89H164V90H162V91H164V92H162V93H159V95H157V97L158 96H160V94H162V95H165V96H167L168 94H169V92H170V90H168V88H171V87H166V85H167V80L168 79H166V78H168L166 75V80L164 79H162L163 81H161V80H159V81H157L155 78L157 77V75H159L158 73H157V75H155L154 76V74L152 75L151 74V72H150V70L151 69H153V67H156L157 66V68H158V66L160 65L159 64V61H160V63H162L161 61L163 60V58L164 59H166V54H165V52H160L161 53V56L160 57H162V56H165V57H162V59L160 60L159 58V61L158 60H155L157 57L156 56H158L159 57V55H157V54H160L159 52L157 53V51H158V47L156 48L155 47V43H152L151 41H150V43H146L147 41L145 40V44H147V46L150 44L155 50H156V58L154 57V60L157 62V64H155V63H152V61L151 60H149V61H151V63L149 64V62L147 61V59H149L150 57H148L147 55L148 54H144L145 55V57L147 56V58H143L142 57V54H143V48L142 47H144L145 45H143L142 47H141V45L142 44H139L138 43V41L139 42H143L142 40H144V39H142L141 40V38L138 36V35H140V33L142 32V33H144L145 32V35H146V30H145V27H144V30L143 29H141V26H144V23L146 22V20H148L147 18H146V20H145V22L144 23H142V21H144L143 19H142V21H138L139 23L141 22L142 23V25H141V23L139 24L138 23V25H136V26H133V25H135L134 23H132V20H131V22L129 21V23H132V24H129L131 27H132V29H133V33H134V31H136V32H140V33H137V34H135L136 36H138V39L137 38H135V40L137 41V43H136V41L134 42L135 43V45L134 44H132L133 43V39H131L130 40V42H129V40H127V38H129V37H125L126 38V40H125V42H124V40H123V42H122V39H119V41H120V43L118 44V42L119 41H116V40H118L117 39V37L119 36V35H121V37H122V35H128V34H133L131 31H132V29L130 30V32H125V31H127L126 30V28H127V26H124V24H122V25H120L125 31V33L124 32H122V31H120L119 32V28H117V30H118V32L120 33H117L116 31L117 30H115L116 29V27H117V25L115 26V23L112 21L111 23H112V26L111 27H115V29L114 28H112L115 32H110V34L112 35H110L109 37L107 36V32H108V30L107 31H104L103 33H101L100 32V30L99 31H97V32H95L96 31V27H98L97 26V24L98 23H96V21L94 20V22H93V18L92 17H88V18H86L87 17V15H86V19H89L88 20V22L91 20V22L94 24L95 23V25H93V27H92V24H90L89 23V25L90 26H88V27H90V28H88L86 25V27L88 28H84V27H82V26H79L78 27V25L76 26V24L75 23H72V25L73 26H75L76 28H73L72 26H71V24L69 25L68 23H67V26L68 27H65L64 25L66 24H64L61 28H59V25L57 24V21L59 20H57V21H55L56 20V16H55V18ZM129 15H127V17H128ZM133 16V17H134ZM143 16H146V14L145 15H143ZM149 16V15H148ZM154 16V15H153ZM155 16H154V18L151 20V21H153L154 19H155ZM18 17V19H16ZM58 17H62V16H58ZM82 17V16H81ZM132 17V18H133ZM136 17V16H135ZM139 17V16H138ZM142 17V16H141ZM141 17H139V19L141 18ZM167 17V16H166ZM166 17L164 18V19H166ZM169 17H168V19H169ZM63 18V17H62ZM61 18V19H62ZM65 18H66V16H65ZM71 18H73V16L71 17ZM71 18H69V23H70V21L72 20ZM79 18H77V19H79ZM85 18H83L82 20H80L79 19V23H83V25L84 24H86L85 22H87V20L85 19ZM99 18H97V19H99ZM117 18V17H116ZM137 18V17H136ZM135 18V19H136ZM149 18V17H148ZM36 19V18H35ZM34 18H33V20H35ZM55 19V20H54ZM67 19H64V21H66V22H68L67 21ZM71 19V20H70ZM126 19V18H125ZM145 19V18H144ZM169 19V20H170ZM20 20V21H19ZM39 20V21H40ZM41 20V21H42ZM45 20V21H44ZM74 20H76V19H74ZM117 20V19H116ZM116 20H115V22H116ZM119 20H121V18L119 19ZM119 20H118V24H121V23H119ZM159 19H155V21L157 22ZM160 20H161V16H160ZM38 21V20H37ZM36 21V22H37ZM38 21V22H39ZM62 21V20H61ZM61 21H59V23L61 22ZM98 21V20H97ZM100 21V20H99ZM124 22V19H122L120 22ZM134 21V20H133ZM151 21H150V23H151ZM154 21V22H155ZM162 21V20H161ZM164 21V20H163ZM163 21H162V23H160V24H163ZM101 22V21H100ZM125 22H126V20H125ZM135 22H137L136 20H135ZM148 22H149V20H148ZM42 23V22H41ZM41 23H37L38 25H40ZM77 23V22H76ZM148 24L147 25V28H149V27H152V25L151 24ZM37 24H35V25H37ZM63 24V23H62ZM61 24V25H62ZM78 24V23H77ZM126 24H127V22H126ZM160 24H159V27H158V25H156V23L154 24V25H156V27L155 28H157L158 27V31H155L154 32V36H153V38H155L156 37V39H157V36H161V33L159 34V31H161L160 29H161V26H160ZM17 25L15 26V27H17ZM43 25V24H42ZM51 25H52V28H50L51 27ZM58 25V26H57ZM60 25V26H61ZM88 25V24H87ZM99 25V24H98ZM128 25V26H129ZM141 25V26H140ZM95 26V27H94ZM138 26V27H137ZM164 26H165V23H164ZM14 27V28H15ZM24 27H26V28H24ZM35 27H37V26H35ZM39 27V26H38ZM42 27H44V26H42ZM55 27V28H54ZM58 27V28H57ZM72 27V28H71ZM119 27V26H118ZM130 27V28H131ZM153 27V28H154ZM77 28H79L78 30H77ZM98 28H100V26L98 27ZM109 28V27H108ZM107 28V29H108ZM146 28V29H147ZM165 28H166V26H165ZM164 28V29H165ZM12 29H13V31H12ZM24 29V30H23ZM34 29V30H33ZM46 29H48V31L46 30ZM58 29H59V31H58ZM68 29H70V30H68ZM75 29V31H73ZM91 29V30H90ZM92 29H95V31H93ZM150 29V28H149ZM152 29V28H151ZM26 30L30 33V34H28V32H26ZM44 30V32H43V34H42V31ZM55 31L54 33L52 32V31ZM111 30V29H110ZM113 30H111V31H113ZM121 30V29H120ZM153 30V29H152ZM155 30V29H154ZM31 31H32V33H34V34H36V32H37V34L36 35H32V33H31ZM34 31V32H33ZM79 31H83L81 34H86V36H85V34L84 35H81L82 37H79L80 36V34L79 33H77V34H74L75 32H79ZM85 31V32H84ZM148 31V30H147ZM151 31V30H150ZM2 32V33H1ZM22 32V33H21ZM47 32H50V34L49 33H47ZM57 32V33H56ZM59 32H61V33H59ZM64 32V33H63ZM66 32V33H65ZM95 32V33H94ZM100 32V33H99ZM105 32H106V36H105ZM163 32V31H162ZM89 33H91V34H93V36H91ZM109 33V32H108ZM165 32H163L162 33V35L164 34ZM16 34V35H15ZM21 34V35H20ZM41 34V35H40ZM45 34V35H44ZM57 34H59V35H57ZM61 34H63V35H61ZM67 34H68V36H67ZM78 34H79V36H78ZM104 34V35H103ZM113 34H119L117 37L116 36H114L113 37ZM149 34V35H148ZM147 35L148 36H150L151 35V33L149 32ZM18 35V36H17ZM31 35V36H30ZM39 35H40V37H41V39H40V37H39ZM44 35V36H43ZM51 35H55L54 37L52 36L51 37ZM67 36L66 38H65V36ZM109 35V34H108ZM124 35V36H125ZM147 35H146V37H147ZM166 35V34H165ZM165 35H163V36H165ZM17 36V37H16ZM24 36H26V38L24 37ZM27 36L31 39L33 36H36L37 37V40L39 41V44H38V41L36 40V37H33L34 39H29L28 41H27ZM47 36H48V38H47ZM60 37V38H58V37ZM61 36H63V38H61ZM89 36V37H88ZM103 36L104 37H106V38H103ZM16 37V38H15ZM22 37V38H21ZM57 37V38H56ZM72 37V38H71ZM109 39H108V38ZM120 37V36H119ZM118 37V38H119ZM142 37V36H141ZM44 38V39H43ZM47 40H46V39ZM51 38L54 40V41H52L51 40ZM72 39V41H71V39ZM76 40H75V39ZM81 38V39H80ZM85 40H84V39ZM86 38H89V40L90 41H87L86 40ZM91 38V39H90ZM96 38V40L94 41V39ZM140 38V39H139ZM161 38H162V36H161ZM161 38H159L158 40H161ZM21 39V40H20ZM83 39V40H82ZM107 39V41H105ZM149 39V38H148ZM156 39H154V40H156ZM20 40V41H19ZM35 40V41H34ZM41 40H43V41H41ZM62 40V41H61ZM66 40V41H65ZM81 40H82V42H81ZM101 40V41H100ZM102 40H104L105 41V43L104 44H102ZM151 40V39H150ZM153 40V39H152ZM166 40V37H165V39H164V41ZM27 41V45L25 44V42ZM34 41V42H33ZM45 41V42H44ZM51 41L53 42V47H52V44H51ZM58 41V43H56ZM64 41V42H63ZM77 41V42H76ZM83 41H85V43L87 42V45H85V43L83 42ZM93 41H94V43H93ZM111 42V44L112 45H109L108 43H110ZM132 41V42H131ZM16 42H18L17 44H16ZM22 42H23V44H22ZM41 42V43H40ZM50 43L49 45H48V43ZM62 42H63V44L65 43V45H63L62 44ZM98 42V43H97ZM107 42V43H106ZM122 42V43H121ZM160 42V41H159ZM162 42V41H161ZM166 42V41H165ZM12 45H11V44ZM28 43H30V44H28ZM35 43H37L38 45H37V47H38V49H40V50H42V53H41V51L39 50V52H38V49L35 47L36 46V44H35V46H34V44ZM56 44V46H58L59 44H61L60 46H58V47H56L55 46V44ZM91 43H93V44H95V45H97V47H99L100 49H102L103 51H105L104 53H103V55L104 54H106V55H104L103 56V58H102V55H101V57H100V52L101 51H99V48H97L96 46H94V45H92ZM25 44V45H24ZM42 44H44V46L42 45ZM116 45L115 47L113 46V45ZM121 44H122V46H121ZM128 44H130L129 45V48L127 47V45ZM136 44H137V46H136ZM163 44L165 45V43L163 42ZM15 45H17L16 47H14ZM20 45V47H19V49L20 48H23L20 52H18L17 51V48H18V46ZM33 45V46H32ZM84 45H85V48H84ZM90 45V46H89ZM157 45V44H156ZM160 45V44H159ZM11 46V47H10ZM30 46H32V48H30V49H28ZM42 46V47H41ZM49 46V47H48ZM55 46V47H54ZM83 46V47H82ZM109 46H111L110 48H112V49H108V47ZM146 46V47H147ZM151 46L148 48L149 49V51L147 50V49H145L144 50V52L145 51H148V53H149V55H150V48H151ZM163 46V45H162ZM162 46H160V47H162ZM167 46V45H166ZM13 47H14V49H13ZM24 47H26V48H24ZM44 47H45V49H44ZM65 47V48H64ZM67 47V48H66ZM69 47H71V49H72V47H73V49H74V51H73V49L71 50ZM93 47V48H92ZM94 47H96V49L94 48ZM121 47V48H120ZM131 47V48H130ZM164 47V46H163ZM162 47V48H163ZM11 48V49H10ZM46 48H48V49H46ZM54 49V52H56V55L54 54V52H53V49ZM57 48H58V50H57ZM60 48V49H59ZM64 48V49H63ZM69 48V49H68ZM92 48V49H91ZM132 48H133V50H134V52H133V50H132ZM134 48H137V49H134ZM145 48V47H144ZM153 48H151L152 50H153ZM24 49H25V51H24ZM37 49V51H35ZM49 49H51V51H49ZM68 49V51H66V50ZM75 49H76V52L77 53H74L75 52ZM82 49V50H81ZM117 49V51H116V54H119V55H121V53L124 55V56H126V57H128V55L130 56V58L128 59V58H124V56L122 57V56H120L119 58H118V56L119 55H117L116 57H115V55L116 54H114L113 55V51H115ZM120 49V51H118ZM122 49V50H121ZM126 49H129V50H126ZM160 49V48H159ZM7 50H8V52H7ZM27 50V51H26ZM29 50V51H28ZM31 50H32V52L34 51V54H32V52H31ZM43 50H44V52H43ZM59 50H60V52H59ZM88 52H86V51ZM96 50V51H95ZM112 50V53H110V51ZM136 50V51H135ZM138 50V51H137ZM10 51V52H9ZM61 51H63V52H61ZM82 51V52H81ZM83 51H85L86 53H87V56H86V53L84 54L83 53ZM97 51H99L98 53L99 54H96L97 53ZM128 51H132V52H130V54H128L129 52ZM160 51V50H159ZM161 51H162V49H161ZM166 51V50H165ZM25 52V54H23ZM38 52V53H37ZM45 52H48L47 54H49V52L52 54V56H51V54H49V55H47V54H45ZM71 52H73L72 53V56L70 55L71 54ZM96 52V53H95ZM119 52H121V53H119ZM125 52V53H124ZM126 52H127V54H126ZM136 52H137V54H139L138 52H140V55L139 56H136L137 54H136ZM153 53H154V50L152 51ZM8 53V54H7ZM20 53V54H19ZM30 53V55H28ZM63 54L64 55V59H63V55H61V54ZM67 53V55L69 56H67V55H65ZM81 54V56H80V54ZM96 54V56H95V54ZM101 53V54H102ZM132 53V54H131ZM6 54H7V56H6ZM36 54H38V55H36ZM39 54H40V56L42 55V57H38L39 56ZM43 54H45V55H43ZM53 54H54V56H53ZM74 54V55H73ZM76 54V55H75ZM79 54V55H78ZM13 55V54H12ZM22 55H24V57L22 56ZM95 56L94 58H95V60L97 59V58H99L100 60H102V62L100 61V64H99V62H98V60H96V62H95V60H92L93 59V57L92 56ZM97 55L99 56V57H97ZM135 55V56H134ZM143 55V56H144ZM26 56H27V58H26ZM29 56V57H28ZM31 56H32V59H31ZM44 56V57H43ZM58 56H60V57H62V58H58V60L57 59H55L56 57H58ZM74 56H75V58H74ZM79 56H80V58H79ZM154 56V55H153ZM153 56L151 57V59L153 58ZM37 57H38V59H37ZM46 57V60L44 59ZM50 57H51V59H50ZM69 58V61H71L72 63H71V65L73 66V64L75 63L76 64V68L73 66V69H72V66H70V63L67 61L68 60V58ZM79 58L78 60L76 59V58ZM86 57V58H85ZM104 57H105V62H103L104 60ZM135 57L137 58V60L135 59ZM140 57V58H139ZM65 58L67 59V60H65ZM90 59V61L88 62L87 60H89ZM114 58V59H113ZM124 58V59H123ZM143 58V59H142ZM41 59V60H40ZM54 59V60H53ZM63 59V60H62ZM87 59V60H86ZM111 59V60H110ZM113 59V60H112ZM117 59V60H116ZM123 60V61H121V62H125V60L126 59H128V60H126L127 61V63H121V62H119V60ZM133 59V60H132ZM135 59V60H134ZM142 59V60H141ZM40 60V61H39ZM55 60L57 61V63L55 62ZM62 62H61V61ZM110 60V61H109ZM131 60V61H130ZM42 61V63H40ZM54 63H53V62ZM58 61H59V63H58ZM67 61V62H66ZM93 61V62H92ZM112 61V62H111ZM63 62H66V66H65V63L63 64ZM81 62V63H80ZM94 62H95V64H94ZM98 62V66H100L101 64L103 65L104 63V65L103 66H100V67H94V66H96V63ZM107 62H109L111 65H109V64H107ZM128 62H129V64H128ZM133 62H134V64H133ZM140 62V63H139ZM154 62V61H153ZM62 63V66L60 65ZM83 63V64H82ZM87 63V64H86ZM130 63H132L133 65H130ZM164 63H166L165 62V60H164ZM59 64V65H58ZM74 64V65H75ZM94 64V65H93ZM121 64V65H120ZM148 64L149 65H151V64H153V65H151V66H148ZM159 64V65H158ZM85 65H87V66H85ZM107 65H109V66H113L114 68V73H111V71H112V68L110 67L109 69H110V71H109V69L107 68H105L104 69V67H106ZM128 65H129V67H128ZM164 65V64H163ZM54 66H55V68H54ZM65 66V67H64ZM68 66L71 68H68ZM88 66H89V68H88ZM122 68H121V67ZM131 66V67H130ZM141 66H142V68H141ZM143 66H144V68H143ZM147 66V68H149V69H145V67ZM166 67H167V65H165ZM82 67H84V70H82L83 68ZM87 67V68H86ZM94 67V68H93ZM108 67V66H107ZM162 67V66H161ZM160 67V68H161ZM164 67V66H163ZM161 68V69H164V68ZM54 68V69H53ZM63 68H65V69H63ZM67 68H68V70H67ZM95 68H97L96 70H107L106 72L105 71H103L104 72V74H103V72L102 71H100L101 73L99 74V72H97V74H98V77L99 78H101L100 77V75L102 74V76H105L106 78H108V79H105L106 81H104V82H102L103 81V79H102V81L101 80H99L98 81V79H97V76L95 77L93 74H95L96 72L93 70V69H95ZM101 68V69H100ZM116 68H117V70H119V71H117L116 70ZM131 70H130V69ZM63 69V70H62ZM86 69V70H85ZM88 69V70H87ZM167 69V68H166ZM69 70H70V72H69ZM74 70V71H73ZM77 70V71H76ZM93 71V72H91V73H89V74H91V76L93 75L94 77H92V79L94 80H90V79H88L87 77V74H88V72L89 71ZM121 70H123L122 72H123V74H125V75H123V76H126V75H131V78H132V80H131V78H130V76L129 77H123L122 75H120L121 74ZM135 70V75H133V71ZM67 71H68V73L70 74H66L67 73ZM71 71L73 72V74H75V73H79V75L81 74V76H78L77 77V75L78 74H75L76 76H74L73 77V74L71 73ZM83 73H82V72ZM85 71V72H84ZM116 71V72H115ZM157 71H161L160 69L159 70H157ZM156 71V72H157ZM163 72H164V70H162ZM60 72H63V73H60ZM120 72V73H119ZM143 72L144 73H146L145 75L143 74ZM153 73H155L154 72V69H153V71H152ZM85 73H87V74H85ZM136 73H137V75L139 74L140 76H137L136 75ZM160 73V72H159ZM84 74V75H83ZM88 74V75H89ZM96 74V75H97ZM106 74H107V76H106ZM143 74V75H142ZM152 76H154V77H152ZM161 74H162V72H161ZM161 74H160V76H161ZM167 74V73H166ZM82 75H83V77H82ZM85 75H86V78H87V80H88V82L86 81V78H85V80H84V77H85ZM120 75V76H119ZM91 76H89V77H91ZM111 76V77H110ZM117 77V79L118 80H121L122 81V85L120 84V82L115 78V77ZM122 76V77H121ZM134 76V77H133ZM142 76H144L145 78L144 79H142L143 77ZM163 77H165L164 76V74L162 75ZM73 77V78H72ZM75 77H76V80H75ZM81 77H82V79H81ZM112 77H114V80L115 81H113V79H112ZM139 77H142V78H139ZM72 78V79H71ZM96 78V79H95ZM122 78L126 81H124V80H122ZM148 78V79H147ZM153 78H154V80H153ZM162 78V77H161ZM160 78V79H161ZM145 79H146V82H145ZM157 79H159V76H158V78ZM72 80H74L73 82H72ZM83 81V83H81L82 81ZM97 80V81H96ZM129 80H130V82H129ZM64 81H65V79H64ZM89 81H91V82H89ZM96 81V84L94 83ZM108 81V82H107ZM113 81V82H112ZM117 81V82H116ZM131 81L133 82V84H131ZM173 81V80H172ZM98 82H99V84H98ZM101 82V83H100ZM117 84H116V83ZM152 82V83H151ZM164 82V84H162ZM171 82V81H170ZM71 83V84H70ZM72 83H74V85L72 84ZM88 83V84H87ZM105 83H109L108 85L107 84H105ZM111 83V84H110ZM118 83H119V85H118ZM130 83V84H129ZM101 87L100 89H102V91H100L99 92V88H97V87H99L98 85ZM101 84V85H100ZM173 84V83H172ZM93 85H95V86H97L96 87V89H98V90H96L95 89V87H93ZM107 85V87H105ZM114 85H115V87L116 88H118V87H120V88H118L117 89V91H116V89L114 88ZM152 85H153V87H155V89L154 88H152ZM111 86H112V89H111ZM157 86L159 87V88H157ZM168 86V85H167ZM109 87V88H108ZM164 87H166V89L164 88ZM107 88V89H106ZM113 88H114V90H113ZM109 89H111V91L113 92H111ZM172 89V88H171ZM120 90V91H119ZM124 90V91H123ZM134 90V91H135ZM150 90L153 92V93H151V94H149V92H150ZM166 90V91H165ZM102 92H104V94H102ZM105 92H106V94H105ZM111 92V93H110ZM157 92V93H158ZM166 92H168L167 94H166ZM108 93V94H107ZM140 93V94H141ZM146 93V94H145ZM148 94V95H147ZM112 96V97H110V96ZM114 95V96H113ZM116 95V96H115ZM120 96L122 95V94H119ZM121 96L120 98H125V96ZM133 95V96H134ZM109 96V97H108ZM129 96H131L130 94H129ZM133 96H131V98L130 99H132L133 98ZM141 95H139V97H140ZM165 96H163V97H165ZM153 97H156L155 95L154 96H152V97H150L151 98V100H152V98ZM162 97V98H163ZM119 98V99H120ZM138 97H136V98H133V99H137ZM142 98H141V101H143L142 100ZM150 98L149 97H147L146 98V100L149 102L150 101ZM159 98H161V96L159 97ZM161 98V100H163V99H165V100H167L166 98H163L162 99ZM109 99H111V101L109 100ZM116 99V98H115ZM130 99H128V100H130ZM132 99V100H133ZM139 99L140 98H138L136 101H139ZM158 99V98H157ZM132 100H130V101H132ZM153 100H154V98H153ZM156 100V99H155ZM154 100V102L153 101H151L152 103H154V104H152V107H151V109L152 108H154V106H159L160 107V104H158L157 102L159 101H155ZM160 100V101H161ZM163 101V102H165L166 103V101ZM141 101H139V104H141L140 102ZM134 102V101H133ZM145 102V101H144ZM143 102V103H144ZM147 102V103H148ZM150 102V103H151ZM162 102V101H161ZM160 103V102H159ZM165 103H162V105L163 104H165ZM145 104V103H144ZM148 106H150L149 104H148ZM159 107H158V109H159ZM162 107V109L164 108V106H161ZM145 109H148V108H150V107H144ZM157 109V108H156ZM155 110V109H154ZM15 157H0V162L1 161H3L1 164H0V168H1V174H0V200H1V203H0V205L2 204V206H6V207H0V209L2 208V209H6V210H4L5 211V213L7 212V214H8V212L9 211H7V210H15L14 208H16V209H18L17 211H20V212H22V213H26L27 211H30V208H31V210L33 209V208H35L34 206H36L37 204V209H38V207H40V204H42V205H44V206H42V207H46L45 205H49L48 207H46L47 209H49L50 207H51V204L53 205V204H55V202H54V200L52 199L53 198V196H50L47 192L49 191V190H47V192H46V197L48 198V199H50L49 198V196L50 197H52L51 199H50V201L52 200L54 203H51L50 201H44L45 199H47V198H45L44 196V192L46 191V188L48 189V187H49V184L47 183L48 182V180L46 181V183L48 184V186L47 187H45L44 186V183H45V179H44V173L46 174L47 173V171H48V174H47V177H45V178H48V177H50V174H51V170H52V167H51V165H50V167H49V164L47 163V165H45V166H48L49 168H47V171H45V169H43V170H39V168H40V166H42V165H44L43 163L41 164V161L39 160V161H37L38 159H32L31 158V162L30 161H28L27 162V160H25L26 162H24L23 161V159H25V158H23L22 159V157L20 158V157H16L15 159H14ZM17 158H18V160L19 161H15V160H17ZM3 159V160H2ZM28 159V158H27ZM21 161V162H20ZM33 161V162H32ZM37 161V162H36ZM5 162V163H4ZM16 162V163H15ZM35 162V164L33 165V163ZM23 163H25V165H26V163L30 166V168H29V166L28 165H26L27 167V169L24 167L25 165L23 164ZM16 164V165H15ZM17 164H18V166H17ZM21 166H20V165ZM24 165V166H23ZM33 165V168H32V170H31V166ZM39 165V166H38ZM13 166H15V167H18V169L16 170ZM8 167H10V168H13L11 171H9L10 173H8V170L7 169H10V168H8ZM35 167V168H34ZM23 168H25V169H23ZM20 169V170H19ZM30 169V170H29ZM35 169V170H34ZM37 169H38V171H37ZM41 169V168H40ZM50 169V170H49ZM4 170V171H3ZM13 170H16V171H18L17 172V174H19L20 175V177L19 176H15L14 174V172H16V171H13ZM25 170V171H24ZM28 170V171H27ZM35 171V172H34ZM24 172V173H23ZM27 172V173H26ZM32 172V173H31ZM41 172H42V174H43V176L41 177V175L40 176H36V175H39V173L41 174ZM44 172V173H43ZM50 172V173H49ZM52 172H53V170H52ZM13 173V174H12ZM21 173H22V175H21ZM36 173H38V174H36ZM10 174V176L11 177H8V175ZM12 174V175H11ZM32 176H31V175ZM52 174H54V172L52 173ZM14 175V176H13ZM51 176H54V175H51ZM6 177V178H5ZM14 177H17L16 179H13ZM34 177V178H33ZM39 177H41V178H39ZM56 177V176H55ZM33 178V179H32ZM37 178H39V179H44L43 181L41 180V182H43V183H40L38 180H36ZM4 179H6L5 181L6 182H4ZM8 179H10L11 181H9ZM13 179V180H12ZM27 179V180H26ZM49 179V178H48ZM51 180H49L50 182L52 181V183H54V181H56L55 179H54V177H53V179L52 178H50ZM76 179V178H75ZM7 180L9 181V182H7ZM15 180H17L16 182H15ZM24 181V182H23ZM28 181V182H27ZM35 181V182H34ZM13 182L16 184H13ZM37 182V183H36ZM39 182V183H38ZM8 183H10L9 185H8ZM31 183V184H30ZM56 183V182H55ZM5 184V185H4ZM13 184V185H12ZM36 184V185H35ZM39 184H41V185H43L45 188V191L44 192H40L41 194H43V196L41 197L40 196V194H39V191H37V188H38V190H40L39 188H41L40 186H38L37 188H35V186H37V185H39ZM46 184V185H47ZM64 184V183H63ZM63 184H61V186L62 187H64L65 186V184H64V186H63ZM74 184V183H73ZM51 185V184H50ZM54 186L56 185V184H53ZM72 184H70V185H68V186H71ZM75 185V187H73V188H76L78 185L77 184H74ZM77 185V186H76ZM14 186H16V188L14 187ZM25 186V187H24ZM42 186V187H43ZM52 186V185H51ZM54 186H52L51 188H54ZM60 186V187H61ZM67 186V187H68ZM73 186V185H72ZM72 186H71V188H72ZM11 187H13V188H11ZM9 188V189H8ZM19 188V189H18ZM21 188V189H20ZM31 190H30V189ZM33 188V189H32ZM50 188V187H49ZM50 188V189H51ZM65 188H66V186H65ZM69 188V187H68ZM72 188V191L73 190H75V189H73ZM42 189V188H41ZM43 189V190H44ZM77 189H78V187H77ZM2 190H4V191H2ZM14 190V191H13ZM22 190H24V191H22ZM53 189H51L50 191H52ZM62 190V189H61ZM65 190H68V189H64L63 190V194H64V196H65V194H66V191ZM70 190V189H69ZM69 190L67 191V192H69ZM40 191H42V190H40ZM50 191H49V193H50ZM65 191V192H64ZM71 191V192H72ZM20 193L19 194V197L17 196L18 194L17 193ZM35 192H36V194L38 193V195H35ZM55 192V191H54ZM52 193H53V191H52ZM73 193H74V191H73ZM15 194H17L16 196H15ZM21 194L23 195V194H25V195H23V198H22V201H21V199H20V196H21ZM54 194V193H53ZM52 194V195H53ZM56 194V193H55ZM72 194V193H71ZM12 195V196H11ZM27 195V196H26ZM32 195V196H31ZM49 195V196H48ZM67 195V194H66ZM1 196H2V198H1ZM37 196L39 197H41L40 198V200L42 199L43 200V198H44V202H42V203H39V201L40 200H38V198H37ZM4 197V198H3ZM14 197H16V199L17 200H20V201H17V200H15V198ZM30 197V198H29ZM54 197H55V195H54ZM19 198V199H18ZM27 199V200H26ZM64 199H66V197L64 198ZM5 200V201H4ZM27 201V202H26ZM4 202V203H3ZM7 202V203H6ZM36 202V203H35ZM38 202V203H37ZM49 202V203H48ZM72 201H58V203L56 202V206H59L60 208H64L65 209V207H61V206H69V205H71L72 203H71ZM97 202H99V204H107V203H109V202H106V203H104V201H97ZM96 201L94 202L93 201V203L92 202H90V203H92V204H98ZM10 203V204H9ZM22 203V204H21ZM32 203V204H31ZM65 203V204H64ZM68 203V204H67ZM69 203H71V204H69ZM6 204V205H5ZM15 204V205H14ZM36 204V205H35ZM75 203H73L72 205H74ZM110 204V203H109ZM11 206V208H9L10 206ZM25 205V206H24ZM32 205V206H31ZM71 205V206H72ZM54 206V205H53ZM198 206H201V205H198ZM203 207V206H202ZM202 207H198L199 209H201ZM205 207V206H204ZM223 207H225V206H223ZM228 207H232L233 209L235 208V210L237 211V209H238V206L236 207H234V206H228ZM228 207H226L228 210H229V212H231V210L232 209H230V208H228ZM240 207H242V206H240ZM239 207V209H238V211H237V213H236V211H234V210H232V212L234 213V215H232L233 217H236L235 218V220L237 219V216L239 215V216H241V211H242V209ZM67 208V207H66ZM197 208V209H198ZM208 208H210V207H208ZM219 208H220V206H219ZM244 208V207H243ZM246 208V207H245ZM244 208V211H250V210H248L247 208H249V207H247L246 209ZM251 208V207H250ZM253 208V207H252ZM261 208L262 207H260V208H258L257 209V211L255 210V212L257 213V212H259V213H261ZM197 209H194V210H197ZM204 209H206V211H209V212H212L211 210H208L207 208H204ZM212 209H213V207H212ZM214 209H216V211H217V209H218V206L216 207V208H214ZM255 209V208H254ZM193 210V209H192ZM191 210V211H192ZM222 210V207L218 210L220 213H222L223 211H226V210H224V208H223V211H221ZM4 211H2L1 212V210H0V217L2 218L3 217V213H4ZM16 211V210H15ZM37 211V210H36ZM198 211V210H197ZM196 211V212H197ZM201 211V210H200ZM199 211V212H200ZM202 211H203V208H202ZM205 210H204V212H206ZM240 211V212H239ZM253 211V210H252ZM33 212H34V209H33ZM194 213V214H197V213ZM198 212V213H199ZM203 212V213H204ZM208 212V213H209ZM219 212H212V214L214 215V216H216L217 214H219ZM229 212H228V214H226V215H229V217L231 216L230 214H229ZM239 212V213H238ZM248 212H245L244 214H246V213H248ZM202 213V214H203ZM225 213H227V212H225ZM250 213V214H249ZM248 214H247V216L249 215V218H250V220L251 219H253V221L255 220V219H258V217L260 216V215H252L251 214V212H249ZM216 214V215H215ZM223 214H224V212H223ZM236 214H238L237 216H236ZM6 215V214H5ZM4 215V216H5ZM205 215V213L203 214V216ZM206 215H208V214H206ZM226 215H224V217H223V219H225V216ZM192 216H193V214H192ZM200 216H201V212H200ZM208 216H212V215H208ZM208 216H207V218H208ZM220 216V218L222 219V214H220L219 215ZM239 216H238V219H239ZM246 216V215H245ZM244 216V217H245ZM160 216H157V217H154V219L155 218H158V222H154V224H153V221H152V224L153 225H155V227H160V226H158V225H160L161 224V227L164 229V232L165 233H167L168 231H170L169 230V228L168 227H166L165 226V218L163 217V216H161V217H163L165 220H164V225L162 224V222L161 221H163L162 219L163 218H159ZM174 217L175 216H168V220H170V222H171V220L172 219H174ZM182 217H188V218H192L191 217V214H190V217H189V215L188 216H182ZM194 217V216H193ZM205 217V216H204ZM204 217L202 218V216H201V218L202 219H204ZM217 217V216H216ZM227 217V216H226ZM232 217V218H233ZM242 217H243V215H242ZM243 217V218H244ZM177 217H175V219H176ZM179 218V217H178ZM195 218H197V219H200L199 218V216L198 217H196L195 216ZM195 218H193V219H195ZM228 218V217H227ZM260 218V217H259ZM161 219V223L159 222V220ZM221 219H219L218 220V217H217V219H211V218H209L208 220L210 221L211 220V222H213V220L217 223V221L219 222V221H221ZM231 219V218H230ZM238 219L233 223L232 221H234V220H229V221H231V222H228V223H230L231 224V226L233 227V224H234V227H236V225H238V227H239V224H238ZM242 218L240 217V220H241ZM245 219V222L246 221H248V224H250V222H249V220H246V219H248V217L246 218H244ZM134 219H132L131 221H133ZM151 220H153V219H151ZM151 220H149V222L151 221ZM157 220V219H156ZM179 220V219H178ZM180 220H182L183 221V219H180ZM185 220H188V219H185ZM185 220H184V222L182 223V221H178V225L180 224L181 225V227H180V229H182V233H184V229H183V226L184 227H186V224H185ZM190 220V219H189ZM206 220V219H205ZM228 220V219H227ZM227 220L226 221H224L223 220V222H227ZM263 220V218H260V223H261V225L263 224V222L264 221H262ZM48 221H49V219H48ZM51 221V220H50ZM118 220H116V222H117ZM119 221H121L122 222V220H119ZM127 221V220H126ZM167 221V220H166ZM194 221V220H193ZM199 221H202V220H198V223L196 224L197 226H199V227H202L203 225L202 224H204V220L202 221L203 223H199ZM207 221V220H206ZM209 221H208V225H210L209 224ZM256 221V220H255ZM254 221V222H255ZM58 225H56V224H51V223H54L53 222V220L49 223V224H47L46 223V221H45V224L44 225H41L42 227H48V229L50 228V229H52V227L54 226V229L56 228V227H58V229H59V231H58V229H57V231H54V230H47L46 228V230L45 231H42V232H40L41 230L40 229H42V228H40V226H39V224L41 223V222H35L34 223V221H33V223L31 222V221H27V220H21V221H18V220H16V221H7V220H4V218L3 219H0V264H73L74 262L73 261H77V259L78 260H80V258H83L84 259V261H85V264H106V262H107V264H114V263H116V264H129V260H130V262H134L133 264H140L141 262H142V264H166L167 262H170L171 261V259H172V257H170V259H169V257L168 256H166L163 252H165V250H161V251H158V250H160V249H158V248H163V247H160V244L162 243V244H165V243H167L168 241L167 240H164V239H162L165 235H164V233H163V236H162V234H161V236L162 237H160V236H156V237H158V238H155L156 239V242H155V244H154V238H150V239H146V238H139L140 239V242L139 243H141L142 242V246H148V245H151L150 247L151 248H149V252H148V254L146 255V254H138V256L136 257L134 254L135 253H137V252H134V251H132V250H134V249H132V247H133V245L135 244L136 246L139 244L138 243V240L137 239H133V241L135 240V242H136V240H137V243H133L132 241H131V236L129 237V236H127V237H122L123 235H124V233H123V235H119L120 237H121V239L120 240H118L120 237L119 236H117L116 235V237L114 238V237H111V233L112 232H110V236L109 237H106V234H104L105 232H106V229H104L103 228V230H104V235H102V237H101V239H99V235L98 236H95L94 237V235H96V231L95 230H97V231H99L100 232V230H101V227H99L98 226V224L96 225V223H95V225L94 226H96V227H99V229L100 230H98V228H95V234H93V232L91 231V229H90V231L92 232V234H93V238H92V234L91 233H89L90 231H88L87 233H89V235L91 236H89V235H87V233L85 234H82L81 236H80V241H78L80 244H82L81 246H79L78 248H76V250H79L80 249V247H81V251H80V253H77L78 251H75V248L73 249L72 247H70L72 250H74L73 252H76L77 253V255H75L76 253H73V255L72 254H69V252L67 251V252H62V250L61 251H59V252H57L58 251V249H56L55 251H54V249H55V247H57V248H61V245H62V249H63V246H65V249L67 248L66 246H68L67 245V243H68V239H69V235L70 234H72L71 232H72V230L71 229H73L72 227L73 226H71V227H69V228H71L70 229V233H69V231H67L66 233H65V230H69V229H67L68 228V226H70V224H74V222H71L70 224L68 223L69 221H64L65 222V224H69V225H65L67 228H65L64 226H62L63 225V223H62V225H59L60 224V222H58V221H55ZM81 222V221H80ZM134 222V221H133ZM136 222V221H135ZM135 222H134V224H135ZM148 222V221H147ZM148 222V223H149ZM190 223L192 222V220H190L189 221ZM194 222H196V220L194 221ZM258 221H256L255 223H257ZM43 223V222H42ZM102 223V222H101ZM100 223V224H101ZM104 223H105V228L107 227V225H106V223L107 222H105L104 221ZM108 223H110L111 224V222H108ZM113 223H115V221L113 222ZM127 223H129L128 221H127ZM126 223V224H127ZM131 223V222H130ZM142 223H145V222H142ZM160 223V224H159ZM171 223H173V221L171 222ZM175 223V222H174ZM214 223V222H213ZM222 223V221L220 222V225H221V227L223 226V227H226V224H221ZM251 223H253V222H251ZM35 224H36V226H35ZM37 224H38V227H37ZM78 224V223H77ZM80 224V223H79ZM87 223H85L84 225H86ZM89 224H91V223H89ZM103 224V223H102ZM118 224H120L119 222H118ZM118 224H117V228H118ZM134 224H130V225H134ZM136 224H138L137 222H136ZM150 224V223H149ZM167 225H169L170 223H166ZM192 224V223H191ZM194 224V223H193ZM200 224L202 225V226H200ZM230 224H227L228 225V227H229V225ZM241 224H242V221H241ZM240 224V225H241ZM244 224H247V223H244ZM248 224H247V226H248ZM75 226H76V224H74ZM83 225V224H82ZM116 225V224H115ZM125 224H123V225H120L121 226V228L124 226ZM128 225V224H127ZM129 225V226H130ZM139 225H141V222L139 223ZM144 225H146V229L148 228V226H147V223H145ZM176 225H177V223H176ZM205 226H206V223L204 224ZM212 226H215L216 227V225L218 226L219 225V223L218 224H216V225H213V224H211ZM211 225H210V228H211ZM219 225V226H220ZM59 226H62L63 228H60ZM74 226V228L75 229H77V231L76 232H80V230H78L79 228H84L83 226H81V224H80V227L79 228H77V227H75ZM87 226V225H86ZM92 226V225H91ZM101 226V225H100ZM112 226H114V225H112ZM128 226V227H129ZM135 226V225H134ZM133 226V227H134ZM141 226H143V224L141 225ZM151 226V225H150ZM173 226H175V225H173ZM193 226V225H192ZM204 226V227H205ZM218 226V227H219ZM246 226V225H245ZM259 226V225H258ZM262 226H264V224L262 225ZM262 226H260V227H262ZM102 227H103V225H102ZM111 227V226H110ZM115 227V226H114ZM126 227V226H125ZM124 227V228H125ZM127 227V228H128ZM133 227H131L130 229H128L127 230V234L130 232L129 230H132L133 229ZM138 227V226H137ZM144 227V226H143ZM188 227H191V226H189V223H188V225H187V230H188ZM196 227V226H195ZM194 226L192 227V230H190L191 232H189V233H191L192 234V232H194V228H195ZM207 227H209V226H207ZM241 227H244V225L242 224V226ZM249 227H251L252 228V225L250 224L249 225ZM39 230H38V229ZM87 228H88V226H87ZM86 228V229H87ZM92 229H94V227L92 226L91 227ZM120 227H119V231L120 230H122ZM126 228V229H127ZM136 228V227H135ZM140 228H142V227H140ZM153 228H154V226H153ZM153 228L151 229V233L152 232H154L153 231ZM162 228H160V229H158L157 231V234H159L160 235V233H162V232H160V230L162 229ZM166 228L168 229V230H166ZM179 228V227H178ZM178 228H177V230H178ZM203 228V227H202ZM202 228H200V230L202 229ZM251 228H248V229H250V231L252 230ZM86 229H84L85 231H87ZM108 229H110L109 227H108ZM111 229H113V228H111ZM116 229V228H115ZM114 229V230H115ZM145 229V228H144ZM144 229H142V230H144ZM156 229V228H155ZM172 229V228H171ZM174 229V228H173ZM190 229V228H189ZM199 228H197V230H198ZM218 228L216 227V230H217ZM236 229V231H237V227L235 228ZM235 229H233L232 228V230L229 228V230L230 231H227L226 233L228 234V235H226V237H228L229 236V234H231V236L233 235L234 236V231H235ZM261 229V228H260ZM56 230V229H55ZM62 230V231H61ZM82 230V229H81ZM148 230V232L150 233V230L149 229H147ZM147 230H145L146 232H147ZM175 230H176V227H175ZM176 230V231H177ZM199 230V231H200ZM208 231H209V235H210V232H214V231H216L215 230V228H214V230L213 231H210V229L208 228L207 229ZM219 230H220V228H219ZM228 230V229H227ZM244 230H247V227L246 228H244ZM254 230V229H253ZM263 230V229H262ZM108 231V230H107ZM110 231V230H109ZM108 231V232H109ZM112 231V230H111ZM115 231H117V229L115 230ZM119 231H117V232H119ZM125 231V229L123 230V232ZM196 231V230H195ZM198 231V232H199ZM203 231V230H202ZM208 231H203L204 232V235L205 234H208ZM222 231H223V228H222ZM232 231V232H231ZM235 231V232H236ZM260 231V230H259ZM74 232V231H73ZM101 232H103V231H101ZM114 232V231H113ZM147 232V233H148ZM185 232H186V230H185ZM201 232V231H200ZM217 232H218V230H217ZM224 232H225V230H224ZM224 232H223V234H222V232H221V235H224ZM231 232V233H230ZM239 232H240V227H239ZM244 232H247V234L246 233H244V235H245V239H247V240H244V238H240V236H239V239L238 238H236L235 237V239L236 240H238V241H236V242H233L232 240V242L229 240L228 241V243L226 244V242H227V240H228V238H225L224 236H223V239H222V236L219 234L218 235V233H217V235H218V237H214V238H212V239H214V241L213 240H211L213 243L211 244V243H209V242H211L210 241V238H209V235H208V238H207V240L204 238V239H202V238H197L194 234H192V236H194V237H196V238H192V237H190L189 239H186V238H184V241H182V242H184V245L186 244H189V246L186 248V246H185V248L187 249V250H185V251H183V253L182 254H184V256L182 257L181 255H180V253H179V257L177 258L176 257V259H174V260H176V261H178L177 259H180L181 258V262H180V260H179V262L181 263V264H204L205 262H206V260H207V262L205 263V264H211V262H208L209 261V259H210V255L214 252V253H216V251H218V250H220L218 253L219 254H212V255H214V257L216 258L215 260H213L214 261V263H218V264H220L221 263V260L223 261L222 262V264H242L243 262V264H245V263H247V264H249V262L251 263L252 261H250V259L251 260H253V262H255L254 261V259L255 260H258L259 258H257V257H260V259H261V256L263 257L261 260H258V261H256V263L255 264H262V262H264V246L262 247L261 245H263V244H260V242H258L259 244H260V246H259V244H258V246L256 247L255 245H253L254 243H255V241H252L253 240V238H254V235H253V231H252V235H253V238L252 237H250L249 235H248V231H244ZM67 233H69V234H67ZM82 233H83V230H82ZM107 233V232H106ZM116 233V232H115ZM120 233H122V231H120ZM119 233V234H120ZM126 233V232H125ZM169 233V232H168ZM189 233H187L188 234V236H187V234L185 235V236H187V237H189ZM196 233H197V231H196ZM211 233V234H212ZM215 233V232H214ZM213 233V234H214ZM225 233V234H226ZM250 233V232H249ZM260 233H261V231H260ZM263 233V232H262ZM81 234V233H80ZM118 234V233H117ZM130 234V233H129ZM155 234H156V232H155ZM191 234H190V236H191ZM236 234H238V233H236ZM240 234V233H239ZM241 234H243V232L241 233ZM73 235V234H72ZM72 235L70 236V237H72ZM77 235V234H76ZM79 235V234H78ZM107 235H108V233H107ZM184 235V234H183ZM201 235H202V233H201ZM201 235H200V237H201ZM262 236L264 235V233L263 234H261ZM114 236V235H113ZM219 236H221V237H219ZM242 236V235H241ZM246 236H248V238H246ZM262 236H260V237H258L259 239L260 238H262V240H264V237H262ZM73 237H75V238H77V236H75V234H74V236ZM111 237V239H109ZM119 237V238H118ZM205 237H207L206 235H205ZM256 237V240H257V236H255ZM75 238L73 239V241H72V243H70L72 246H73V244H75V242H76V240H75ZM97 238V239H96ZM123 238V239H122ZM217 238H218V240H219V238H220V243H219V241L217 240ZM230 238V237H229ZM249 238H252L251 240L249 239ZM71 239V238H70ZM94 239V240H93ZM96 239V240H95ZM108 239H109V242H108ZM158 239V240H157ZM200 239H201V241H200ZM232 239V238H231ZM242 239V240H241ZM255 239V238H254ZM78 240V239H77ZM100 240V241H99ZM113 240V241H112ZM118 240V241H117ZM122 240V241H121ZM123 240H124V242L126 241V242H128V243H124L123 242ZM164 241V242H162V241ZM190 240V241H189ZM208 241V242H206V241ZM217 240V241H216ZM241 240V241H240ZM261 240V239H260ZM261 240V241H262ZM120 241V242H119ZM132 242L133 243V245H132V243H131V247H130V249H131V251H129L130 249H128L129 247H128V245L130 244L129 242ZM157 241H158V243H157ZM161 241V242H160ZM166 241V242H165ZM194 241V242H193ZM221 241H223L222 242V245H220L221 244ZM246 241H247V243H246ZM70 242V241H69ZM108 242V243H107ZM111 242V243H110ZM119 242V243H118ZM160 242V243H159ZM217 242V243H216ZM238 242V243H237ZM245 242V244H243ZM254 242V243H253ZM263 242V241H262ZM78 243V244H79ZM109 243H110V245H109ZM120 243H121V245H120ZM195 243V244H194ZM211 245V248H210V245ZM215 243H216V245L218 246V247H220L219 249H217V247L215 248ZM231 243H233V246H238V247H235V248H233V246H232V244L230 245ZM264 243V242H263ZM113 244V247L115 248H113L111 245ZM126 246H125V245ZM128 244V245H127ZM159 244V246H157V245ZM179 244H182V243H179ZM219 244V245H218ZM242 245V247L243 248H241V245ZM42 245H43V247H42ZM77 245V244H76ZM105 245V246H104ZM123 245V246H122ZM153 245H154V247L155 248H153ZM156 245V246H155ZM205 245H206V247H207V249H206V247H205ZM246 245V246H245ZM39 246L41 247V248H39ZM109 246V247H108ZM118 246H120L119 248H117ZM130 246V245H129ZM135 246V247H136ZM230 247L229 249H225V247ZM254 248H253V247ZM54 247V248H53ZM111 247V248H110ZM123 247H125V248H123ZM158 247V248H157ZM227 247V248H228ZM246 247V248H245ZM38 248H39V250H41V252H38L39 250H38ZM43 248V249H42ZM46 248V249H45ZM51 248V249H50ZM83 248V249H82ZM104 248V249H103ZM117 248V249H116ZM134 248V247H133ZM152 248H153V250L154 249H156L157 251H155L154 250V252H152ZM195 248V249H194ZM209 248H210V251H211V253H210V251H208L209 250ZM240 248V249H239ZM253 250H252V249ZM257 248H259V249H257ZM263 249L262 251H263V253L262 252H260L261 251V249ZM48 249H50V251L53 249V251L54 252H50V251H48ZM64 249V250H65ZM67 249H69V248H67ZM111 249H112V251H111ZM123 251H122V250ZM239 249V250H238ZM43 250H44V252H43ZM82 250H84L83 252L84 253H82L81 254V252H82ZM118 250V251H117ZM127 250V251H126ZM198 250V251H197ZM207 250V254H206V251ZM224 250V251H223ZM226 250H229V251H227V254H228V256H230V254L232 255V256H230V258H227L228 256H227V254L225 253L226 252ZM236 250V251H235ZM244 250H246V251H244ZM251 250V251H250ZM257 250V251H256ZM260 250V251H259ZM69 251H70V249H69ZM115 253H114V252ZM235 251V253L237 254V255H235V258L233 257L234 255V253L233 252ZM243 251H244V253H243ZM254 251H256V253L258 252V254L256 255V253L254 252ZM42 252H43V254H42ZM56 252V253H55ZM60 252H62V253H60ZM72 252V251H71ZM159 252H161V253H159ZM186 252V253H185ZM196 252V253H195ZM223 252H224V254H223ZM228 252H231V253H228ZM239 252V253H238ZM41 253V254H40ZM55 253V254H54ZM58 253V254H57ZM108 253V254H107ZM111 253H113V254H111ZM163 253V254H162ZM200 253V254H199ZM255 253V254H254ZM79 254V255H78ZM81 254V255H80ZM120 254H121V256H120ZM132 254V255H131ZM205 254V255H204ZM209 254V255H208ZM238 254H240V256L238 257ZM245 255V257H244V255ZM255 256H254V255ZM262 254V255H261ZM72 255V256H71ZM75 255V256H74ZM122 255H124V256H122ZM134 255V256H133ZM146 255V256H145ZM193 255V256H192ZM209 257V259H206L207 258V256ZM223 255H225L224 257H226L227 259H230V260H227L226 258V260L224 259V257H223ZM243 255V256H242ZM248 255H251V256H248ZM253 255V256H252ZM105 256L107 257V258H105ZM129 256V257H128ZM145 256V257H144ZM204 256V257H203ZM109 257H111V258H109ZM214 257H212V259H214ZM221 257H223V259L221 258ZM237 257H238V259L240 260V261H238V259H237ZM241 257H243V258H241ZM250 257H255V258H250ZM131 258V259H130ZM140 258V259H139ZM149 258V259H148ZM184 258V259H183ZM204 258H205V260H204ZM232 258H234L233 260H232ZM248 258H250V259H248ZM75 259V260H74ZM82 259V260H83ZM120 259H122V260H120ZM129 259V260H128ZM146 259H148V260H146ZM167 259H169V260H167ZM245 259V260H244ZM82 260H81V262H82ZM110 260V261H109ZM117 260V261H116ZM166 260V261H165ZM242 260H244V261H242ZM246 260H248V261H246ZM76 261H75V263H76ZM100 261H101V263H100ZM112 261H113V263H112ZM193 261H195V262H193ZM203 261H204V263H203ZM210 261H211V259H210ZM213 261H212V264H214L213 263ZM219 261H220V263H219ZM229 261V262H228ZM234 261L236 262V261H238V262H236V263H234ZM242 261V262H241ZM259 261H262V262H259ZM79 263L78 261H77V264H82V263ZM111 262V263H110ZM140 262V263H139ZM151 262V263H150ZM164 262V263H163ZM172 262V264H179V263H177V262H175V263H173V260L171 261ZM226 262V263H225ZM74 263V264H75ZM84 263V262H83ZM252 264V263H251Z\"/></svg>",
    "mask_w": 264,
    "mask_h": 264
},
{
    "label": "snow or ice",
    "instance_id": "snow-or-ice-1",
    "mask_svg": "<svg viewBox=\"0 0 264 264\" xmlns=\"http://www.w3.org/2000/svg\"><path fill=\"white\" fill-rule=\"evenodd\" d=\"M14 7L0 0V31L13 23ZM0 113L16 115L38 133L54 129L85 164L100 155L109 169L143 165L176 180L197 200L211 195L218 203L243 205L245 197H259L264 213V166L257 188L231 149L178 135L162 109H145L127 98L106 102L90 87H70L47 64L15 55L0 62Z\"/></svg>",
    "mask_w": 264,
    "mask_h": 264
}]
</instances>
